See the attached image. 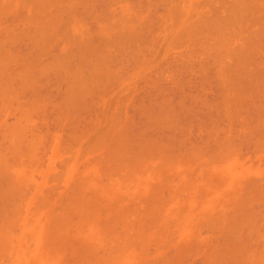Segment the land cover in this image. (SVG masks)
<instances>
[{
  "label": "bare ground",
  "instance_id": "obj_1",
  "mask_svg": "<svg viewBox=\"0 0 264 264\" xmlns=\"http://www.w3.org/2000/svg\"><path fill=\"white\" fill-rule=\"evenodd\" d=\"M56 1H59V3H60V5L61 6H63V8L64 9H69L68 11H70V10H72V8H74V6H72V8H71V4H72V1H73V3L74 2H76V0L74 1V0H72V1H64L63 2V4H65L66 2H68V3H70V5L68 4V6H70V8L69 7H67V8H65L64 7V5H62L61 4V2L63 1H61V0H0V17L2 16V17H4L1 13L4 11V9L7 11V12H10V11H12L13 12V10L14 11H16V7H18L21 3V5L20 6H22L23 5V7H24V10L21 8V7H19L18 8V10H19V12H22V10L23 11H26L27 9H29V6H28V8L26 7L27 6V4L29 5V4H31V8L29 9V10H31L30 11V13H29V11H28V13H26L27 15H29V16H27L26 15V20H27V18H28V22L31 24V22H32V18H34V13H36V14H43L44 13V10L46 9V10H48L49 8H51L52 6H53V4H51V3H54V6L55 5H57V3H55ZM107 2L106 4H107V6H108V4L111 2V1H114V0H109V2H108V0L106 1V0H102V2ZM115 1H117V0H115ZM118 1H120V0H118ZM124 1V0H123ZM131 1V0H130ZM135 1V0H134ZM137 1H140V0H136V3L135 2H133L132 4H131V2H130V4L132 5L131 7H133L134 8V5H135V8L134 9H136L138 6H140L141 5V1L137 4ZM142 1H144V0H142ZM145 1H147V0H145ZM152 1V0H151ZM160 1V0H159ZM166 3H165V2ZM172 0H161L160 2H164V4H169V5H171L172 4V2H171ZM175 1V0H174ZM176 1H179L180 2V0H176ZM188 1V0H187ZM209 1V0H208ZM211 1H213V2H211ZM210 1V3H207V5L208 6H212V10H215L214 9V7L215 6H217L218 8H220L219 6H221V8L224 6V8H222V9H224L225 11H223V12H225V13H223L222 11V13H223V16H220V17H222V18H224L225 16H227L225 19H223L222 20V18H221V20H219V15H214L213 13L215 12H217V10L216 11H213V13L211 12L212 10H209V9H211V8H209V7H206V8H209L208 10H201L198 14H199V16H196V17H194V16H192L190 13H189V10L188 9H186V11H184L185 9L183 8L184 6H183V4L185 3L186 4V1H184V3L182 4V5H180V7H182V9L179 7L178 8V11H177V15L176 14H174L173 13V16H172V11H174V10H172V8L171 9H169V11H167V12H170V13H164L165 14V16L167 15L168 17H170L171 18V16L172 17H174V21H177V26L175 27L174 26V28H173V25L171 26V23L169 24V26H171V27H169V30L167 31L168 33H170V34H168V35H174L173 36V39L175 38V33H176V36L179 34V32L180 31H182L181 29H183V32H184V35H185V33L187 32V31H189V32H187V34L189 33H191V34H193V37H194V35H195V37H197V34L198 33H200V35H201V33H205V32H207V33H205V34H203L201 37L203 38H205L204 39V42L202 43V42H200L201 40H200V38L201 37H199V39H197L198 40V42L194 39V41H193V37H192V35L190 36V35H185V37H184V35H182L181 33L182 32H180V34L175 38V40L176 41H174L173 39H172V35L171 36H169V41H167L166 42V40H167V38H166V40L164 41L163 40V42L162 41H160L159 43H161V44H163V43H167V44H165V46L164 47H166V45H168V44H170L169 42L171 41L172 43L173 42H177V38L179 37V38H187L188 36H190L191 38H187V39H185V40H187V46H189V43H188V41H189V39L190 40H192L190 43H194V44H196V46H200V48H196V46H194V44L192 45V47H193V49L195 50V48L196 49H201L202 47H203V49H201L200 51H199V53H198V51L197 50H195V51H193V49H191L192 47H191V45L189 46V47H191L190 49L192 50V53H191V51H189V48L188 47H186V46H183V45H185V44H181L182 46L181 47H186L185 49H187V52L186 51H184L181 55H184L185 54V56L187 55V58L188 57H191V55H192V58H195V56H193V55H200L201 53H202V63L204 62V60L205 59H207L208 60V58H210V61H212L214 58H215V56H216V59H215V61L213 60V62L214 63H211V64H213V66L212 67H214L215 69H214V73H215V71H216V73L214 74V75H216L217 77H219L218 75H220V76H222V78H223V76L224 75H226L225 76V78H223V79H225V81H228V82H225L224 80V82L227 84L226 86H223L221 83H222V78L221 77H219V78H217V80H218V82L217 83H219L218 85L220 86V87H222V88H220L219 87V89H223V87H225L224 88V90L226 91V92H228V94L224 91V90H221V91H224V93H222L221 91H219V92H221L222 94H220V96L218 97L219 98V100L220 99H222L221 101L223 102H221L220 103V105H218V109L222 106V108H225V109H223V110H225V112H227L226 113V115H230L231 116V114L232 113H234L236 110L238 111V107H236V105L237 106H239V104L238 103H241L242 101L241 100H244V99H246L247 97H249V96H247V97H245L244 95H242V93L243 92H245V91H240V92H242V93H240L239 91L237 92V90H233L232 88H234L235 86H239V84H242V83H244V82H242L241 83V81H244V79H245V81L247 82L248 80H252V79H254V78H251L252 76L251 75H253L252 73H253V70L251 71V70H249L248 68L247 69H245V70H249V72H251L250 73V77L247 79V74H246V78H243V76H244V73H243V75H241L242 74V72H243V70H242V68L243 67H241V66H244V68L246 67L245 65H249V63H247V60H246V54H247V48L248 47H250V45H251V48H253V44L252 43H254V42H252V41H255V42H257V40L258 41H261L260 39H262V38H264L263 37V34H264V32L262 31V29H264V23H262V21L264 22V17H262V16H264V11L262 12L263 14L261 15V14H259L260 12V10H261V8H264L263 6H262V3H260L261 1L263 2L264 0H261L260 2H258L259 4L258 5H256L255 6V3L257 2V1H259V0H254V1H250V0H248L249 1V5L251 6H249V5H247L248 4V1L246 2V0H229V1H227V0H225L224 2H223V0H221L223 3H221V1L220 0H216V1H218V3H217V5H215L214 6V0H211ZM220 1V2H219ZM120 2H122V1H120ZM149 3H145L146 5L147 4H149V5H151L150 3V1H148ZM160 2H158L157 1V4H155L154 6H156V5H158V3H160ZM193 2V1H192ZM195 2L196 1H194V3L193 4H195ZM254 2V4H252ZM18 3H19V5H18ZM35 3H36V5H35ZM38 3V4H37ZM46 3H47V6H45L44 7V4L46 5ZM49 3V4H48ZM59 3H58V5H59ZM117 3V2H116ZM119 3V2H118ZM125 3V2H124ZM129 2H127L126 4L129 6V4H128ZM143 3V2H142ZM143 3V4H144ZM154 3H155V1H154ZM153 1H152V6H153ZM171 3V4H170ZM212 3V4H211ZM220 3H221V5H220ZM225 3V4H224ZM230 3V4H229ZM25 4H26V6H25ZM42 4H43V6H42ZM76 4H77V2H76ZM102 4H104V3H102ZM105 4V5H106ZM111 4V3H110ZM136 4H137V7H136ZM161 4V3H160ZM163 4V5H164ZM173 4H174V2H173ZM172 4V5H173ZM179 4V3H178ZM224 4V5H223ZM232 4V5H231ZM13 5H16L15 6V8L13 9L12 7H13ZM37 5H40V6H42V7H40V9L39 10H41V11H43V12H39V10H37L36 12H34L33 13V11L35 10L34 8H36L35 6H37ZM50 7H49V6ZM57 5V6H58ZM67 5V4H66ZM73 5V4H72ZM118 5V4H117ZM119 5H121V4H119ZM123 5V4H122ZM141 6V7H138L136 10H141L143 7L145 8H143L142 9V11L143 10H145L146 11V13H147V7H148V5L147 6ZM163 5H160V7H157L158 8V10H159V8H162V7H165V6H163ZM169 5H167L166 7H168ZM187 5V4H186ZM185 5V6H186ZM223 5V6H222ZM227 5V6H226ZM264 5V4H263ZM53 6V7H54ZM104 6V5H103ZM107 6H104V7H107ZM111 6V5H110ZM124 6V5H123ZM175 6H177V2H176V4H175ZM179 6V5H178ZM177 6V7H178ZM210 6V7H211ZM255 6V7H254ZM258 6L259 7H261L260 9L258 8ZM25 7L27 8L26 10H25ZM33 7V8H32ZM43 7L45 8L44 10H43ZM47 7V8H46ZM56 7V6H55ZM54 7V8H55ZM109 7V6H108ZM107 7V8H108ZM117 7V6H116ZM122 6H120V8H121ZM150 7V6H149ZM169 7H171V6H169ZM225 7H227V9H228V12L230 13V14H228L227 13V9L225 8ZM249 9H248V8ZM254 7V8H253ZM37 8H39V6H37ZM36 8V9H37ZM52 9L53 11H54V13H57V11L55 12V10H57V9ZM57 8V7H56ZM59 8V7H58ZM84 8H86V7H84ZM90 8V7H89ZM115 8V7H114ZM119 8V9H120ZM126 8V7H125ZM141 8V9H140ZM154 8H156V7H154ZM174 8V7H173ZM256 8H258L259 10H258V14H257V9ZM22 9V10H21ZM33 9V10H32ZM62 9V8H61ZM60 9V10H61ZM91 9V8H90ZM93 9V8H92ZM96 9V8H95ZM126 9H128V8H126ZM149 9V8H148ZM151 9V8H150ZM149 9V12H148V14L150 13V12H152L151 10ZM168 10L167 8H164V10ZM175 9V8H174ZM180 9V10H179ZM255 11H254V10ZM18 10H17V12H15L16 14H13L12 13V16H14V17H20L21 15H23V13L24 12H22V13H19L20 15H18ZM21 10V11H20ZM74 10H75V8H74ZM77 10V9H76ZM85 10V9H84ZM89 10V9H88ZM107 10V9H106ZM110 10V9H109ZM129 10H131V9H128L127 11H129ZM153 11L155 10V9H152ZM158 10H156V11H158ZM163 10V9H162ZM163 10V11H164ZM165 10V11H166ZM172 10V11H171ZM219 10V9H218ZM253 10V11H252ZM51 11V10H50ZM50 11H48V12H50ZM73 11V10H72ZM91 11H95V12H97L96 10H91ZM91 11H89V12H91ZM111 11V10H110ZM109 11V12H110ZM116 11V10H115ZM115 11H113V13L115 12ZM122 11V10H121ZM120 11V12H121ZM125 11V10H124ZM132 12H133V10H131ZM130 11V12H131ZM135 11V10H134ZM156 11H154V12H156ZM159 11H161V10H159ZM182 11V12H181ZM197 11V10H196ZM203 11H205L206 12V15H208V18H207V16L205 15V12L203 13ZM210 11L211 13L210 14H208V12ZM249 11V12H248ZM262 11V10H261ZM45 12H47V11H45ZM62 12V11H61ZM76 12V11H75ZM95 12H94V14L93 13H91L92 15H94L95 17H97L98 15L97 14H99V12L97 13V14H95ZM108 12V11H107ZM108 12V13H109ZM140 13H143V12H141V11H139ZM139 12H135V15L137 16L138 14H139V16H140V13ZM184 12H185V14H184ZM203 14H202V13ZM244 12V13H243ZM245 12H247V13H249V14H245ZM250 12H254V13H256V14H254V16H253V14H250ZM25 13H24V17H25ZM51 13V12H50ZM53 13V12H52ZM59 13V12H58ZM57 13V14H58ZM62 13H64V12H62ZM65 13H67L66 15H68V12L66 11ZM72 13V12H71ZM70 13V14H71ZM111 13H112V11H111ZM111 13H109V15L111 14ZM116 13V12H115ZM123 13V12H122ZM134 13V12H133ZM137 13V14H136ZM179 13V14H178ZM181 13V14H180ZM193 13H195V12H193ZM201 13V14H200ZM220 13V12H219ZM226 13H227V15H226ZM7 14H9V13H7ZM5 15V11H4V15L6 16L4 19H7V16L8 15ZM34 14V15H33ZM41 14V15H42ZM46 14V13H45ZM48 14V13H47ZM56 14V15H57ZM60 14V13H59ZM78 14V13H77ZM121 14V13H120ZM124 14L126 15V13L124 12ZM158 14V13H157ZM224 14H225V16H224ZM10 16H11V14H9ZM32 16V18H30L29 19V17H31ZM41 15H40V17H39V19L41 18ZM49 16H46V15H42V19L44 20H42V19H40V20H38L39 21V23H40V21L41 22H47V19H48V21L50 22L49 23V25L50 24H52L51 22L52 21H54L55 20V24H54V22H53V27H54V29H55V26L56 27H59V26H57V23L58 22H56V21H58V19H61V17H59V15L58 16H56V15H54L53 16V14H48ZM52 15V16H51ZM64 14H62V15H60V16H62V19L59 21L60 23H65V20H67V16L66 15H64V16H66V18L63 16ZM86 15H89V13L87 12L86 13ZM92 15H90L89 17H91ZM97 15V16H96ZM111 15H115V14H111ZM111 15L109 16V17H111ZM124 15V16H125ZM128 16L129 15H131V14H127ZM144 15H147V14H144ZM155 15V14H154ZM160 15V14H159ZM170 15V16H169ZM211 16V18H212V20L210 19V16ZM228 15H229V17H228ZM239 15H241V16H239ZM242 15H243V17H242ZM245 15H246V17H245ZM248 15V16H247ZM253 17H256L255 15H258L256 18H253ZM10 16H8V18H11ZM36 16V15H35ZM58 18L57 20H56V17ZM69 17H70V15H68ZM101 16V15H100ZM106 16V15H105ZM132 16H134V14L132 15ZM147 16H149V15H147ZM146 16V17H147ZM157 16V15H156ZM161 16V15H160ZM159 16V17H160ZM201 16L203 17V19L201 18ZM213 16V17H212ZM218 17L217 19L215 18V17ZM232 16H234V17H232ZM238 16V17H237ZM46 17H49V18H47L46 19ZM51 17H55V18H53L52 20H51ZM64 17V18H63ZM71 17H72V15H71ZM70 17V18H71ZM83 17V16H82ZM94 17V18H95ZM152 17V16H151ZM162 17H163V15H162ZM168 17H165L166 18V20L167 21H165V23L166 22H168L169 21V19H167ZM176 17L178 18V19H176ZM249 17H251V18H249ZM262 17V19H260ZM23 18V17H22ZM36 19H33V22L35 23L36 21L35 20H37V17H35ZM69 18V20H71V21H73V19H74V21H76V19L78 20V19H80L81 17L79 16V14H78V16H77V18H76V16L73 14V19H70ZM99 18V17H98ZM97 18V19H98ZM106 18H108V15H107V17ZM112 18V17H111ZM144 18V17H143ZM143 18H142V20H143ZM191 18V19H190ZM201 18V19H200ZM232 18V19H231ZM258 18V19H257ZM15 19V18H14ZM21 18H19V20H20ZM46 19V20H45ZM64 19V20H63ZM86 19V18H85ZM113 19V18H112ZM124 19H126V18H124ZM127 19H128V17H127ZM126 19V20H127ZM130 19H132V18H130ZM139 19H141L140 17H139ZM146 19V18H145ZM153 19V18H152ZM156 19H157V17H156ZM160 19H161V21L164 19H162L161 17H160ZM160 19H159V21H160ZM172 19V22H173V18H171ZM170 19V20H171ZM207 19V20H206ZM214 19V20H213ZM243 19V20H242ZM245 19V20H244ZM248 19V20H247ZM251 19L253 20V22H255V21H257L258 22V20L260 21L261 20V22H258L259 24H262L261 25V28H259V27H256V25L255 24H257V23H253L254 24V26H252V24H251V28H255V29H257V30H260V31H262V32H260V31H257V30H254L253 29V32L252 33H254V34H252L251 32V37H250V35H248V33L246 34V32L248 31L249 32V30H246V29H242V27L243 28H247L246 27V21H247V23H248V21L250 20L251 21ZM257 19V20H256ZM3 20V19H2ZM2 20L0 19V21L2 22ZM8 20H10V19H8ZM17 19H15V21H16ZM26 20H25V23L23 22V24H26L27 22H26ZM95 20V19H94ZM99 20L101 21L102 19H98V21L97 22H99ZM107 22H106V24L108 23V20L109 19H105ZM105 20H103V21H105ZM133 20H134V18H133ZM135 20H136V18H135ZM141 20V21H142ZM149 20H150V18H149ZM154 20H155V16H154ZM153 20V21H154ZM189 20H191V21H189ZM225 20V21H224ZM5 21H7V20H5ZM96 21V20H95ZM158 21V20H157ZM186 22V21H189V25H187L188 24V22H187V24L185 25L187 28H185V27H182V23H180V22ZM211 21V22H210ZM222 21H223V23H222ZM244 21H245V24L246 25H244L243 23H244ZM250 21H249V23H250ZM13 22V21H12ZM17 22H19V21H17ZM21 21L19 22V24L21 25V23H22ZM32 22V24L31 25H36V24H39V23H33ZM114 22V21H113ZM140 22V21H139ZM138 22V23H139ZM154 22H156V20L154 21ZM7 23V22H6ZM60 23H58V25H60ZM81 23H82V19H81ZM84 23V22H83ZM82 23V24H83ZM86 23V22H85ZM101 23H102V21H101ZM105 23V22H104ZM192 23V24H191ZM241 23V24H240ZM248 23V25H250ZM7 24H9V21H8V23ZM7 24H6V27H7ZM18 24V23H17ZM18 24V25H19ZM28 24V23H27ZM41 24V23H40ZM40 24L39 25H36V26H34L33 28H34V30H33V28L32 29H30V27H29V29L27 30V32L28 31H31V30H33V32L35 33V30H36V32L38 31V30H40V31H38V33H36V34H39L40 32V36H42V37H40V38H42L43 39V36H44V39H45V37L47 36V35H43V33H42V31L43 30H41V29H43L42 27H41V29L39 28L40 27ZM43 24V25H42ZM41 24V26H45V24L46 23H42ZM61 24V25H62ZM106 24H104V25H106ZM114 24V23H113ZM134 24H136V25H138L137 23H136V21H135V23ZM140 24H143V23H140ZM146 24H148V23H146ZM150 24H151V21H150ZM162 24H164V22L162 23ZM172 24H176L175 22H173ZM219 26H222L223 28H225V29H223L222 28V30L220 29V27H218V25ZM221 24V25H220ZM237 24V25H236ZM239 24V25H238ZM5 26V23H4V25L3 24H1L0 23V26ZM29 25V24H28ZM28 25H24V27H21V28H24L25 29V26L27 27ZM55 25V26H54ZM61 25H60V27H61ZM84 25V24H83ZM133 25V24H132ZM152 25H153V23H152ZM151 25V26H152ZM154 25H155V23H154ZM217 25V26H216ZM236 25V26H235ZM241 25H242V27H241ZM244 25V26H243ZM14 26V25H13ZM21 26H23V25H21ZM38 26V27H37ZM101 26H103V25H101ZM116 26V25H115ZM147 26V25H146ZM145 26V27H146ZM150 26V25H149ZM156 26L158 27V26H160V25H158V24H156ZM156 26H155V28H156ZM163 26V25H162ZM161 26V27H162ZM165 26V25H164ZM167 26H168V24H167ZM188 26H190V27H188ZM228 26H231V27H229L228 29H226ZM234 26V27H233ZM237 26H240V27H237ZM6 27H4V28H6ZM35 27H37V29L35 28ZM46 30H45V28H44V30L45 31H50L52 34H50V35H48L49 37L50 36H52V35H54L53 36V38L52 37H48L47 36V38L44 40L43 39V41H46L47 42V39L49 38L50 39V41H48V43H50V47H49V44L47 45V43H46V46H45V43H43L42 42V44H40V45H42L41 47H42V50H40L39 51V48H40V46L38 47V46H36V45H38L39 43V41H42V39L40 40L39 38H38V41H36L37 40V38L36 37H38V35L36 36V34H34L36 37H35V43L33 42V44H32V47H34V46H36V49H37V51H39V52H34L35 50V48H31L32 50H34L33 51V53L35 54V57H33L34 55H33V53H32V50L29 48V46L31 47V45H29L28 44V48L30 49H28L27 51L29 52V55H30V52H31V54L33 55H31L32 57H30L29 55H28V52L27 53H22V51H21V53H19V51L18 50H14L13 49V47L11 48V49H7L6 47V49L8 50V52H6V50H4V45L5 46H10L9 45V43H7V41H9L10 42V39H8L7 40V38H9V37H7V36H5V35H7V30L9 31V28H11L10 30L12 31V29H13V27H9V25H8V27L6 28V29H4L3 31L4 32H7L6 34L3 32V34H5L4 36H5V39L4 40H6V41H1L0 40V44H1V46L4 44V42H6V44H4L3 45V51H5V54L6 53H8L9 55H3V51H2V48H1V46H0V51H2V54H1V52H0V59H1V57H2V59H4V60H0V111H4L5 109H8V112L10 113V111L12 110L11 108L13 107V103H15V99H17L19 102L17 103V101H16V108L14 109L13 108V110H15V111H12L11 113H13V112H16L17 111V109H19L17 112H16V114L14 115L15 117H14V120H13V118H12V122H11V124H9L8 122H7V125H6V121L7 120H5L4 122H3V120H1L0 121V124L2 125V123H4L6 126L5 127H7V126H9V127H7V129H2L1 128V125H0V129H2L1 130V132H0V135H1V137H3V134H4V137H3V140L2 141H4L3 143V145L1 144L2 142H0V146L2 145V147H0V148H4V145L6 144V146H5V151H7V152H10L9 150L11 149V148H13L12 149V152H14V155H13V153H11L10 152V154H8V153H5V151L4 152H2V150H1V153H3V154H1L0 153V160H1V158L4 156V153L6 154L5 155V158H2V161H3V159H5L4 160V163H2V161H0V259H2L1 261H0V264H181L182 262H184V261H186V260H184L185 258H190L191 257V255L192 254H195V253H197V255L196 256H199L200 254H202V256L203 257H201V258H199V257H196V258H198V260L199 259H203V261L201 260V264L202 263H204V264H219L220 262L222 263V264H264V252H263V249L262 248H255L256 247V245L255 246H252V245H250V243H248V245H247V238L249 239V235H251V237H252V239H254L253 238V236L252 235H254V237L255 236H258L259 238H257V239H259V240H257L258 241V244L257 245H259L260 246V244H263L264 243V233H262L261 231L263 230L264 231V227L262 226L261 227V229L262 230H260L259 231V228H256V225H255V223H256V221H255V216L257 215L258 216V214H259V212L257 211V214L253 211L254 209H253V207H254V205H258V203L260 204L261 202L260 201H264V175L263 176H261L262 177V182L259 184V183H257V185L255 184V185H253V184H250V185H248L249 184V182H252V183H255V182H253V180L252 181H250V179L252 178L253 179V177H251V175H254V174H260V173H264V166H263V164L261 165V164H259V165H255V167H253L254 166V163H253V166L252 165H247V163H245V161L244 162H241V160H239L240 159V152H239V144H238V148L237 147H235L236 146V144H235V142H234V145H233V140L231 139V137H230V133L228 134V136H227V138H228V140H227V138H226V140H225V142L223 141V140H221V138H220V140H221V142H223V143H221L220 141V143H219V145H217V147H215V148H217L216 150L217 151H214L213 152V155L217 158V160H211V162L212 163H214V164H216V165H214V164H212V165H214V166H212L210 169H209V171L208 172H204L203 170V168L204 167H202L201 169H202V173L200 172L199 173V175H201V178H200V176L198 175V178L199 179H197V177H196V175H195V177H193L192 175V173L194 172V171H192L191 169H193V167H196L197 165L196 164H198V162L197 163H195L197 160H199V159H201L204 155H205V153H206V151L205 150H207V149H205V150H203V148H202V146L201 145H199V146H201L200 148H199V146H195V148H194V146H192V148L190 147V150H185L184 152L183 151H181V154H180V152H177L176 150H178V151H180L179 149H181V147H174V145L170 142V140H169V142H168V144H172L173 146H168L169 148H167L166 146V148L167 149H164V147H163V145L165 144H167V139L165 140V138L163 137V135H161V133H162V131H161V133H159L158 132V129L159 128H163L164 127V125H165V123H164V121L166 122V128H168L167 126H169V125H173V124H176L175 125V127H176V130H177V128H180L181 127V125H180V122L182 121V119H181V117L180 116H178V115H176L177 114V111H176V114H174L175 112H174V110L171 108V106H169V104H171V102L170 103H168L167 101H166V99L167 98H165V97H162V99H159L158 97H153V95L151 96L152 98H158L159 99V101L160 102H162V105H163V103H165L163 106L161 105V103L160 102H158V99H157V101L155 102V100L156 99H152V102H155V106L154 107H156L155 109H156V111H155V109H153V106L151 105L150 106V109H149V106H146L147 104H148V102L146 103V104H143V106H142V108L143 109H141V108H139L138 106H136V108H135V110L136 109H138L139 108V112H140V110H142V112H145V108H146V111L147 110H150V111H147V113H146V116H145V120H147L148 118L150 119V121L152 122V121H155V120H158V119H161V115H163L164 116V114H169L168 116H173V119H172V117L169 119V117L168 118H166L167 117V115H165L164 117L162 116V118L164 119V121L162 122L161 120V123L163 124V126H162V124H159L160 123V121H157L158 122V124L159 125H161L162 127H159V128H155V126L157 125L158 126V124H156V121L155 122H150L149 120H147L146 121V123L147 124H149V122L153 125V127H152V125L151 124H149V126L151 127L150 129H153V130H150V132L151 131H153V135L156 133V136H153V135H151L152 133H150V132H148L149 130V126H147L146 125V131H145V129H144V127L142 126V125H140V123L138 122L137 124H139L140 126H142L143 128V130L141 129L140 130V132H142V133H140V132H137V131H135V130H138L137 128H135L136 126H135V123H132V121L133 120H135V118H133L132 117V119L130 118V116H128L129 114V112L127 111V117H128V119L130 120L131 119V122H129V120L128 121H125V120H127V117H125V119H124V117H122L123 119H124V122L123 121H121L122 120V118H121V120H119L118 118H119V116H115V115H117V114H120L119 112H121V114H122V111L120 110L121 109V107L119 108V103L117 104V106H114L115 108H116V110H118V112L115 110V112H114V110H113V108H112V106H111V104H110V99H108V100H106L105 101V104H106V102L107 101H109V103L107 102V104L106 105H108L107 107H109L110 109H108V108H106L105 106H104V108H106L107 110H109L108 112L109 113H111L110 112V110L112 109V113L111 114H113L114 113V115H112V119H115V121L113 122V125H111V124H109V125H111V127L110 126H108V123H110L112 120H108L107 122L108 123H106L105 124V122H104V124H103V126L104 127H106V126H108L109 128H110V130H109V128L107 127V129L105 128V130H104V128L103 129H100L101 130V132H99V126H101V125H99V126H97L95 129L96 130H94V127L92 126L93 125V121L92 120H90L89 119V121H91V123L89 122V124L87 125L86 123V121L88 120H86V116L84 117L83 116V111H80L81 113H82V115L79 113V112H77V114H78V117L76 116H74L73 115V117H74V119H78V121H80L81 120V118H83V120L85 121V124H80V123H84V121H82V122H77V124L79 123L80 124V126H82V128H79V131H81V132H84V133H81V136L83 137L84 135L86 136L87 134H85V133H88L87 131L85 132L84 130L86 129L87 130V128H85V127H87V126H89L90 124H92L91 126L93 127V130H94V132L91 130V132H89L90 134L93 132V133H95L97 130V133L99 132L100 133V135L101 136H99L98 134H96V136L98 137H96L95 135H94V137H93V133H92V139H96L95 141H94V144H93V142H91V141H93L92 139L91 140H89V142L91 143L90 145H88V147L90 146V147H92V148H86L85 147V150L82 152V149H81V147H80V149L81 150H79V148H76L77 147V145L75 146V142H76V140H75V138L77 139L78 137L80 138L81 136L79 135L80 133L78 132V131H75V133L77 132V133H79V134H75V133H73V131H74V129L71 131V133H69V135H71V137H72V134L74 135V137H72L70 140H72V145H73V141L75 140V144H74V151H72V150H69V152L70 151H72V155H70L71 156V160L70 159H67L68 161H71L70 163L68 162V164H67V167H66V169L64 170V173H63V175H62V177L61 178H59V180L61 179L62 180V183L61 184H63V187L61 186V188H59V190H57V192L56 193H52L53 195H58L57 197L59 198H57L56 200L55 199H53V198H51L50 199V196L51 197H53V195H47L48 196V198H47V196H44V197H41L40 198V196H43V190H42V195H40L39 194V191H38V188H39V186H41V182L39 183V182H37V181H35V182H33V184H36V185H34L35 187H34V189H33V185L31 186V184H29L30 182H28V184H29V186L27 185V186H25V187H32V190L33 191H29L28 189H26V188H23L24 186L23 185H25V183H27V181L28 180H32V181H34L35 179L37 180V178L35 177L36 176V174H35V176H34V174L33 173H27V171H26V169H24V167L21 165V163L22 164H25V167H26V165H27V162L26 161H22V159H24L25 158V156H27L25 153L23 154V152L22 151H27L28 149H29V153H27V154H29L30 156H31V158L30 159H32L33 160V156H35V155H43V158H41L40 157V159L43 161L44 160V155L45 154H43V151L41 152L42 154H36L37 152V150L36 149H41L40 148V145H42V147H43V145H45L44 143L45 142H42L43 140H41L42 138H44L45 139V134H47L48 132H46V133H44V134H42V132H41V134H42V136H41V134H39L40 132H35L36 130L35 129H33V128H36V127H32L31 129L30 128H28V124H27V122L26 121H31L30 119H28L29 117H31V113H32V118H33V116H38L39 118L41 117V113L45 110V108H48V107H46L45 106V104H47L48 106L50 105H53V107L54 106H57V103H51V102H48V101H50L51 99H53V98H56L55 100H57V101H59V97L58 96H56V97H53L54 96V93H52V97H50L49 98V95H51V94H47V93H44V92H47V90H43L44 92H40V90H41V85H48V83H49V87H51V85H52V87H53V84L52 83H50L52 80L55 82L56 80L55 79H57L58 78V76H60V78L61 79H59V80H61V81H64L65 80V77H67V75H69L68 76V78H67V81L65 80L64 81V84H65V88H63L62 89V91H64V93L63 94H61V96L63 95V99L65 100V102H67L66 104H65V102L63 101V99L60 97V100L62 99V101L61 102H63V103H61V105L62 104H64V105H60V102H59V104H58V106L56 107V108H58V109H55V110H58V112L59 111H61L60 113H62V114H60L59 113V115H58V113H57V115H56V120H58V121H56V123L57 122H59V124H61V125H66L67 123L69 124H73V127H75V125H76V122H75V125H74V122L72 123V121L71 120H73L74 121V119L72 118V114L73 113H71L69 116H71V120H68V119H66V121H65V123L64 122H62L60 119H62L63 118V116H64V114L66 113L67 114V110H68V113H69V111H70V108L68 109L67 107L69 106H71V104H73V105H75V104H77V103H79V101L81 100V101H83V103L82 104H84V96H86V93H87V96H86V98H88V100L91 98V97H93L94 95V98L96 99V101H97V99L98 98H100V99H102L101 97V94H99V93H106V97L103 95V93H102V95L105 97L104 99H107L108 97H110L109 95L107 96V94H109L110 93V91L108 92V90L110 89V88H112V87H109V88H107L106 87V85H107V83H108V85L110 84L111 86L114 84V87H116V90H115V88L113 89V90H115V92L117 93V94H120L121 92H119V91H122L123 89H126L127 88V86H129V91H130V94H132L131 92V90H133V89H131L130 87L132 86L131 85V83H132V81H131V83L130 84H128V82L130 81V79H131V77L132 76H130L129 77V75H133V74H136L139 70L137 69V71L135 72V70H134V72L135 73H131V74H129V75H127L125 78L126 79H128L129 78V80H125L124 78V80H123V82L125 81V83H127V84H125V83H119V82H117V81H119L118 79H120L121 78V76L122 75H124V74H122L124 71H123V69L124 68H126V69H128V68H131L132 67V65H133V63H132V65L130 64V67H129V65H128V63H130V62H128V61H130V60H132V59H130V60H127V59H129L127 56H125V57H127V61H124V59H123V57H121L122 55V52L124 53H126V51L125 50H127L128 49V47H129V45H132V46H130L129 48H134L135 47V44H133V43H131L130 44V42L132 41V38H131V33H128L130 36H128L127 35V37L128 38H131L130 40V42H129V44H127V42L129 41H126V47L127 48H125V50L123 49V51H122V48H123V45H122V41H120L119 42V44H120V46H122L121 48H120V46H119V44H118V46H119V48H120V50L122 51H120V55H119V53L117 54V52L115 53V55L113 56V57H110V59L111 58H115V60L113 61V62H115V61H117L118 63L119 62H121L122 60H120L121 58L123 59V63L122 64H120L119 65V67L122 69V71H120L121 69L119 68V69H117V71H118V74H119V76H118V74H115V70H114V68L116 67L115 65H117L118 63L117 62H115V63H113V62H111L110 61V59H108V61H110V62H106L105 63V54H104V52L103 51H100L99 53H98V51L100 50L99 48H102V45H103V42L100 44V45H98L97 47H99V46H101V47H99L98 49H94L93 50V53H95V52H97V53H95V54H92V53H85L86 51L84 50V49H86L87 50V48H88V50L87 51H89V49L92 51V46H93V44H92V46L89 48V46L90 45H86L85 47H87V48H85V47H83L84 45V42L85 41H83V40H85V32L87 31V29H86V31L85 32H82L83 33V40L81 39V41H83L82 43L83 44H81V45H83V46H81L80 44H79V47H80V49H78L79 47H71L70 45V43H71V37H69V38H67L69 35H71V34H69V33H67V34H65L64 33V26H62L61 28H60V30H63V32L60 34L59 33V36L61 35L62 36V38L61 39H63L64 40V38H66V39H68V40H64L65 42H63V43H67V42H69V39H70V42H69V46L71 47H68V43L66 44V47L65 46H63V47H65L63 50H67L68 48V52H67V54H66V52H63V50L61 49V48H59L58 47V43L60 44V42H58V38H59V36H58V38L55 36L56 34L58 35V32L59 31H57L56 30V32H55V30L53 29V27L50 25V27H48V22H47V24H46ZM108 27V24H107V26L106 27H104V28H107ZM131 26H129V27H127V28H130ZM133 28H136L135 26H132ZM143 27V26H142ZM154 27V26H153ZM153 27H150L151 29H153ZM205 27V28H204ZM216 27H218V28H216ZM233 27V28H232ZM235 27H236V29H235ZM0 28H3V27H0ZM63 28V29H62ZM98 28V27H97ZM103 28V27H102ZM109 28V27H108ZM126 28V27H125ZM139 28V27H138ZM144 28V27H143ZM160 28V27H159ZM165 28V30L163 29V34H164V31H165V35H166V29H168V28H166V27H164ZM230 28H231V30H230ZM248 28H250V26L248 27ZM247 28V29H248ZM250 28V29H251ZM17 29V28H16ZM20 29V28H19ZM24 29H22V31L24 30ZM48 29V30H47ZM50 29V30H49ZM57 29V28H56ZM132 29V28H131ZM137 29V28H136ZM185 29V30H184ZM188 29V30H187ZM219 29H220V31H223V32H225L224 34L222 33V35H221V32L219 31ZM1 30V29H0ZM6 30V31H5ZM13 30H15V29H13ZM21 30V29H20ZM19 30V31H20ZM51 30H53L54 31V33L51 31ZM78 30V29H77ZM130 30V29H129ZM129 30H126L127 32L129 31ZM144 30V29H143ZM142 30V31H143ZM145 30H147V29H145ZM150 30V29H149ZM154 30H156V29H154ZM201 30H203V32H201ZM206 30V31H205ZM210 30V31H209ZM212 30V31H211ZM213 30H215V33H214V31ZM216 30H217V32H216ZM228 30H229V33H228ZM236 30V31H235ZM245 31L246 30V32H245V35H244V32H241V31ZM2 31V30H1ZM10 31V32H11ZM18 31V29H17V32H18V34L20 33V37H21V32H19ZM25 31V30H24ZM23 31V36L24 35H27V33H26V31L24 32ZM44 31V32H45ZM79 31V30H78ZM82 31H84V30H82ZM124 31V30H123ZM126 31H125V35H126ZM133 31V33L135 32V34H137L138 33V31H137V33H136V31H134L133 29L131 30V32ZM158 31H159V29H158ZM186 31V32H185ZM220 32V34H217V33H219ZM233 31V32H232ZM16 32V33H17ZM130 32V31H129ZM144 32H146V31H144ZM144 32H142L143 34H144ZM150 32V31H149ZM151 32H152V30H151ZM150 32V33H151ZM156 32H157V30H156ZM161 31H159V33H160ZM209 32H212L211 34H209ZM227 32V33H226ZM239 34H237V33ZM257 32H259V33H257ZM12 33V32H11ZM31 34H32V31L30 32ZM49 33V32H48ZM47 33V34H48ZM101 33V32H100ZM114 33V32H113ZM124 33V32H123ZM122 33V34H123ZM140 33V32H139ZM158 33V34H159ZM230 33H231V35H230ZM261 33H262V35H261ZM10 34V33H9ZM13 34H14V32H13ZM12 34V35H13ZM44 34H46V33H44ZM64 34V35H63ZM69 34V35H68ZM110 35H112V32L111 33H109ZM141 34V33H140ZM153 34V33H152ZM155 34H157V33H154L153 35H151V34H147V32L144 34V37H143V35H142V37H140L139 36V38L142 40V38H143V40L141 41L139 38L138 39H136V41L137 40H140L141 41V43H140V41H138L140 44H141V48H145V46L143 47V44L145 43V42H147L148 43V41H145V40H147V37L149 38V36L151 35V36H153V38L155 39V37H156V35ZM207 34H209V36L210 35H212L211 37H213V36H215V37H213V38H211V37H209ZM213 34H215V35H213ZM229 34V35H228ZM241 34V35H240ZM243 34V35H242ZM255 34H256V38L259 36L260 37V35H261V37H260V39H253L252 41H251V39L250 38H254L255 37ZM260 34V35H259ZM33 35V36H34ZM68 35V36H67ZM109 35V36H110ZM117 35V34H116ZM132 35H134V34H132ZM145 35L147 36V37H145ZM155 35V36H154ZM160 35V34H159ZM216 35L217 36H220V37H216ZM223 35H225L226 36V39H225V37L223 36ZM253 35V36H252ZM258 35V36H257ZM17 36H19V35H17ZM30 35H29V33H28V37H29ZM33 36H32V38L31 39H33ZM60 36V37H61ZM63 36H65L64 38H63ZM78 38V33H77V35H73L72 36V39H73V37L74 38H76V37ZM88 36V35H87ZM86 36V37H87ZM91 36V38H90V40L89 41H91V39L94 37H92V35H90ZM90 36H88V37H90ZM99 36H101V35H99ZM109 36H107L108 37V39H110L109 38ZM115 36V35H114ZM137 36H138V34H137ZM198 36H199V34H198ZM205 36H207V38L205 37ZM228 36V37H227ZM230 36V37H229ZM234 36V37H233ZM236 36H238V37H236ZM241 36V38H240V40H242L243 42H244V40H245V37L249 40V41H251L250 42V44H249V41H247V39H246V42H248V43H246V44H244V43H240L239 42V40H238V38ZM7 37V38H6ZM13 37H15L16 38V34H14V36ZM12 36L10 37V38H13ZM20 37H18V38H20ZM98 37V36H97ZM104 37H106V36H104ZM104 37H103V39H104ZM106 37V38H107ZM123 37H125V36H122V38ZM133 37V39H134V37H135V35L134 36H132ZM160 37H162V36H160ZM160 37L158 36V39H160ZM163 37H165V36H163ZM171 37V38H170ZM225 39V41H224V39ZM233 38V40H231L232 38ZM235 37H236V39H235ZM27 38V37H26ZM98 38H100V37H98ZM105 38V39H106ZM117 38V37H116ZM127 38V39H128ZM135 38H137V37H135ZM152 38V37H151ZM201 38V39H202ZM209 38V40H212L211 42H209L207 39ZM211 38V39H210ZM218 38V40H216ZM221 38V39H220ZM243 38H244V40H243ZM1 39H3V38H1ZM17 39V38H16ZM16 39L13 41V43L16 41ZM29 39V38H28ZM31 39H30V41H31ZM48 39V40H49ZM54 39H56V41H54L53 40V42H51L52 40ZM88 39V38H87ZM97 39V38H96ZM101 39V38H100ZM103 39H101L102 41H104ZM112 39V38H111ZM119 39H120V37H119ZM124 39V38H123ZM125 39H126V37H125ZM124 39V40H125ZM222 39H223V41H222ZM12 40V39H11ZM34 40V39H33ZM32 40V41H33ZM149 40V42H150V39H148ZM181 40V39H180ZM206 40H207V42L209 43H207L206 42ZM221 40V41H220ZM228 40H231V41H237L238 43H239V45H238V43L236 44L235 42L234 43H232L231 41H230V43H229V41ZM29 41V42H30ZM59 41H60V38H59ZM73 41H77V39L75 40H73ZM80 41V42H81ZM112 41H113V39H112ZM115 41H116V39H115ZM144 41V42H143ZM203 41V40H202ZM216 41V43H217V41H219V42H221V43H223V47L221 46V48L219 49V48H217V47H220V45H222V44H220L219 45V43H217V44H215L214 42ZM12 42V41H11ZM37 42V43H36ZM57 43L56 45L57 46H55L54 47V45L55 44H53V43ZM95 42V41H94ZM101 42V41H100ZM124 42V41H123ZM156 43L155 44H157L158 42L157 41H155ZM179 42V41H178ZM177 42V43H178ZM181 42H184V40L182 41L181 40ZM213 42V43H212ZM13 43H11L12 45L11 46H13ZM32 42H30V44H31ZM77 43H78V41H77ZM86 44L88 43V42H85ZM112 43H114V41L112 42ZM117 43V42H116ZM134 43H135V40H134ZM139 43H137L138 45H139ZM146 43V44H147ZM227 43V44H226ZM258 43V42H257ZM51 44L53 45V49H52V47H51ZM76 43L75 42H73L72 43V46H74ZM89 44H91V42L89 43ZM106 44V43H105ZM104 44V45H105ZM146 44H144V45H146ZM160 44V46H162ZM198 44V45H197ZM199 44H201V45H199ZM207 44V45H206ZM211 44V45H210ZM214 44V45H213ZM224 44H226V46H225V49H224ZM232 44H234V46L232 45ZM235 44H236V46H238L237 48H235L236 46H235ZM240 44H241V46H240ZM243 44H244V46H243ZM247 44H249V46L247 45ZM256 44V43H255ZM254 44V45H255ZM34 45V46H33ZM116 45V44H115ZM149 45V44H148ZM177 45V44H176ZM176 45H174L175 47H176ZM217 45V46H216ZM229 45V46H228ZM48 48L49 47V49H52V52H53V50H55V52L57 51L56 49H57V47L60 49V50H62V53H63V56L64 57H61L62 56V53L59 51H57V53H55L56 54V56L53 54V53H50V54H48L47 55V53H46V51L47 52H49L48 51V49L46 50V48ZM117 46V45H116ZM124 46H125V42H124ZM154 46V45H153ZM160 46L158 45V49H160ZM171 46H172V44H171ZM205 46V47H204ZM211 46V47H210ZM216 46V47H215ZM231 46V47H230ZM62 47V46H61ZM62 47V48H63ZM68 47V48H67ZM81 47H83V48H81ZM104 47V46H103ZM113 47H114V44H113ZM112 47V48H113ZM156 47V45L154 46V48L152 47V49H156L155 48ZM163 47V46H162ZM170 46H168V48H169ZM208 49H207V48ZM242 47L243 48H246V49H242ZM43 48H44V50H43ZM73 48V49H72ZM115 48V47H114ZM117 49H119L118 47H116ZM138 48V47H137ZM137 48H136V50H137ZM167 48V47H166ZM166 48H164V49H166ZM177 48V47H176ZM214 48H217V49H219V50H216V49H214ZM223 48V49H222ZM227 48V49H226ZM250 48V49H251ZM72 49V50H71ZM116 49V50H117ZM172 49V48H171ZM175 49V48H174ZM174 49H173V51H174ZM179 49V48H178ZM184 49V48H183ZM182 48H181V50H183ZM211 49H213V50H211ZM235 49L237 50L236 52H235ZM70 50H71V52H70ZM73 50H78V51H76V52H78V54H76ZM83 50L85 51L84 53H83ZM98 50V51H97ZM114 50V49H113ZM113 50H112V52H113ZM135 50V51H136ZM204 50H206V52H204L203 53V51ZM207 50H210V51H207ZM14 51H17L16 53L14 52ZM82 51V52H81ZM127 51H129V50H127ZM131 51V50H130ZM139 51V50H138ZM152 51V50H151ZM157 51V50H156ZM159 51V50H158ZM162 51V50H161ZM177 51V50H176ZM202 51V52H201ZM13 52V53H12ZM25 52H26V50H25ZM51 52V51H50ZM103 52V53H102ZM132 52V51H131ZM130 52V53H131ZM153 53H155L154 51H152ZM151 52V53H152ZM172 52V51H171ZM182 52V51H181ZM188 52H190L191 53V55H190V53H188ZM193 52H196V53H194L193 54ZM210 52V53H209ZM211 52H213V53H211ZM15 53V54H14ZM45 54V56H46V59H48V60H46V59H44L45 58V56H43L44 54ZM59 53V55H57ZM61 53V54H60ZM65 53V54H64ZM130 53L128 54L129 56H131L130 55ZM133 53V52H132ZM136 53V52H135ZM177 53V52H176ZM188 53V54H187ZM217 53V54H216ZM235 53V54H234ZM237 53H239V54H237ZM23 54V55H22ZM26 54H27V56H26ZM36 54H40L39 56L38 55H36ZM71 54H72V56H71ZM74 54H76V56H74ZM81 54V55H80ZM138 54H139V52H138ZM137 53L135 54L136 56L138 55ZM157 54H158V52H157ZM157 54H155L156 56H157V58H159L158 56L159 55H157ZM159 54H161L160 53V51H159ZM170 54V53H169ZM204 54H206L207 56H210V57H206V55L205 56H203ZM222 54H223V57H222ZM225 54V55H224ZM11 55V56H10ZM50 55V56H49ZM52 55H54V56H52ZM80 55V56H79ZM86 55H88V56H86ZM111 55H113V54H111ZM110 55V56H111ZM118 57H117V56ZM124 55H127V54H124ZM123 55V56H124ZM134 55V54H133ZM134 55V56H135ZM170 55H172V54H170ZM174 55V54H173ZM189 55V56H188ZM215 55V56H214ZM231 55H232V59H230V57H231ZM234 55V56H233ZM10 56V57H9ZM24 56H26L27 58L29 57V60L26 58V57H24ZM49 56V57H48ZM52 56V57H51ZM108 56H109V54H108ZM116 56V57H115ZM140 56V55H139ZM156 56H155V58H156ZM167 56V55H166ZM176 56V55H175ZM214 56V57H213ZM226 56H228V59H230V60H228V61H224V59H226L225 57ZM243 56V57H242ZM248 56V55H247ZM6 57V58H5ZM20 57H23V58H20ZM44 57V58H43ZM48 57V58H47ZM67 57V58H66ZM69 57V58H68ZM72 57V58H71ZM121 57V58H120ZM201 57H199V58H201ZM211 57H212V59H211ZM235 57V60L233 59ZM32 60H31V59ZM37 58V60L39 61V63H38V61L37 60H35ZM39 58V59H38ZM71 58V59H70ZM77 59V61H76V59ZM117 58H118V60H120V61H118L117 60ZM132 58V57H131ZM135 57H133V60L134 61H136L135 59H134ZM138 58V57H137ZM156 58V59H157ZM161 58V57H160ZM159 58V59H160ZM197 58V57H196ZM196 58H195V61H196ZM199 58H197V61L199 60ZM222 58V59H221ZM250 58V57H249ZM8 59H10V60H8ZM13 59V60H12ZM70 59V60H69ZM218 59V60H217ZM238 59V60H237ZM11 60H12V63L13 62H15L13 65L15 66V72H17V74L15 73H12V72H14L13 71V67L14 66H12V63H11ZM18 60V61H17ZM27 60V61H26ZM51 60V61H50ZM73 60V61H72ZM74 60H75V62H74ZM79 60H81L82 62L84 61L85 62V64H83L81 61H79ZM132 60V61H133ZM138 60H139V58H138ZM164 60H166V59H164ZM164 60H162V62L164 61ZM189 60V59H188ZM206 60V61H207ZM217 60V61H216ZM221 62H220V61ZM232 60H234V62L232 61ZM237 60V61H236ZM16 61H17V63H19V61H20V64H18V66H16ZM34 61H36L35 63H34ZM40 61H43V63L45 62H47V64H43V63H41ZM49 61V62H48ZM70 61V62H69ZM160 61V60H159ZM192 61V60H191ZM197 61H196V63H194V64H198L199 63V61H198V63H197ZM209 61V62H210ZM239 64V65H241L240 66V68H241V70H240V72H241V74L240 73H238V71H239V69L240 68H238V70H237V67L239 66H236L237 64H236V62ZM243 61H245L244 63H245V65L243 64L242 65V63H243ZM5 62H6V64H5ZM8 62V63H7ZM33 62V63H32ZM74 62V63H73ZM79 62H81L80 63V65H79ZM126 62H128V63H126ZM137 62V61H136ZM161 62V61H160ZM160 62H159V64H160ZM182 62V61H181ZM208 62V63H209ZM215 62H217V63H215ZM220 62V63H219ZM2 63H4V64H2ZM21 63H22V66H21V68H20V65H21ZM77 63H78V65H77ZM110 65H109V64ZM126 65H125V64ZM189 63V62H188ZM191 63V62H190ZM201 63V64H202ZM205 63V62H204ZM208 63H205V64H203V67L202 66H197V70H200V72H201V69L202 70H204L203 71V74L205 75V73H207V71H206V66H207V64ZM223 63V64H222ZM226 63V64H225ZM229 63H231V64H229ZM236 65H235V64ZM10 66H12V67H9V65ZM35 64V65H34ZM76 66H75V65ZM134 64H135V62H134ZM144 64V63H143ZM170 64V63H169ZM168 64V65H169ZM173 64V63H172ZM176 65H177V63H175ZM179 64V63H178ZM218 64H219V66H218ZM221 64V65H220ZM233 64L236 66V68H235V70L234 71H236V72H233V70L232 71H230L232 74H234L235 75V77L234 78H232V76H229L230 75V72H228L229 73V75H228V73L227 74H224L223 72H224V70L225 71H227V69H228V71H229V68H231V67H229V65H231L232 67H234L233 66ZM2 65H5V66H2ZM72 65V66H71ZM74 65V66H73ZM109 65V66H108ZM111 65H113L114 66V68L111 66ZM121 65H123V67H121ZM128 65V68L126 67ZM157 65H158V63H157ZM165 65V63H163V65H162V67ZM174 65L175 67H173L172 65V67L173 68H175L176 70V74H173V75H176V79H178L177 78V76H178V71H177V66H181V63L179 64V65ZM183 65H184V63H183ZM189 64H187L186 65V63H185V65L184 66H186V67H184L185 69H186V71L188 70V69H191V68H193L191 65H193V64H190V66H188ZM196 65L194 66V67H196ZM200 65V64H199ZM206 65V66H205ZM218 67H216V66ZM225 65H227V67L225 66V68L226 69H224V66ZM7 66V67H6ZM34 66V67H33ZM82 66V67H81ZM167 66V65H166ZM165 66V67H166ZM11 68V69H9V68ZM110 67V68H109ZM149 67V66H148ZM147 67V68H148ZM154 67H155V65H154ZM153 67V68H154ZM160 67V66H159ZM158 67V68H159ZM161 67V68H162ZM169 67H170V65L166 68V70L168 69L169 70ZM188 67V68H187ZM200 67V69H198ZM207 67H209V66H207ZM211 67V66H210ZM229 67V68H228ZM3 68V69H2ZM18 68V69H17ZM33 68H36V69H33ZM60 68V69H59ZM112 68V69H111ZM138 68V67H137ZM144 68V67H143ZM156 68V67H155ZM217 68V69H216ZM219 68H220V71H219ZM249 68H250V65H249ZM252 68V67H251ZM6 69H8V70H6ZM17 69V70H16ZM20 69V70H19ZM32 69H33V71H32ZM52 69L54 70V72L56 73H59V74H55L53 71H52ZM62 69V70H61ZM87 69V71H85ZM125 69V72L127 71ZM160 69V68H159ZM165 69V68H164ZM163 69V70H164ZM171 69V68H170ZM180 69H182L181 67H180ZM179 68H178V70L180 71V72H183V71H181ZM185 69H183V70H185ZM224 69V70H223ZM232 69V68H231ZM234 69V68H233ZM38 73V74H35L36 72ZM52 71L51 73H49L50 71ZM59 70H60V72H59ZM115 72H114V71ZM162 70V69H161ZM163 70H162V72H163ZM173 71H174V69H172ZM196 69H194V71H195ZM196 70V71H197ZM207 70H210V69H207ZM211 70H213V69H211ZM244 70V71H245ZM6 71V72H5ZM8 71H11V74H10V72H8ZM42 72L43 74H41L40 72ZM111 71V72H110ZM143 71V70H142ZM142 71H141V73H142ZM165 71V70H164ZM170 71L171 70H169V72H167L168 74V76L170 75L171 77L173 76V75H171V74H169L170 73ZM172 71V72H173ZM174 71V72H175ZM189 71H191V72H194L193 71V69H191V70H189ZM223 71V72H222ZM31 72H32V74H33V76H34V78H39V79H42V82H40V83H42V84H40L39 85V82L37 83L36 82V80L34 79V78H32V74H31ZM33 72H35V73H33ZM48 72V73H47ZM64 72V73H63ZM85 72H87V73H85ZM109 72H110V74H113V75H115V76H118V79H117V77L116 78H114V76L112 75V77H113V79H112V81L113 80H117V81H113V82H111V80L108 82L107 81V83L105 84H102V80L104 81L105 79H107V80H109L108 79V76L109 77H111V75L109 74ZM113 72V73H112ZM122 72V73H121ZM124 72V73H125ZM140 72V71H139ZM161 72V73H162ZM179 72V73H180ZM185 72V71H184ZM222 72V73H221ZM246 72V71H245ZM53 73V75L55 76H53L54 78L52 79L51 77V75L49 76V74H52ZM117 73V72H116ZM120 73L122 74L121 76H120ZM202 73V72H201ZM220 73V74H219ZM41 74V75H40ZM47 74H48V76H47ZM60 74H62V75H60ZM138 74V73H137ZM146 74V73H145ZM160 74V73H159ZM163 74V73H162ZM213 74V73H212ZM222 74V75H221ZM238 74V76H237V78H236V75ZM240 74V75H239ZM264 74V73H263ZM262 74V75H263ZM36 75H38L37 77H35ZM46 76L45 78L44 77H42L41 78V76ZM140 75V74H139ZM142 75V74H141ZM164 75H166V74H164ZM207 75H208V73H207ZM261 75V76H262ZM31 76V77H30ZM65 76V77H64ZM102 76H107V77H103L102 78V80H101V77ZM134 76V75H133ZM136 76H138V75H136ZM135 76V77H136ZM159 76H161V75H159ZM201 76H202V74H201ZM200 76V74H199V77H201ZM18 77V78H17ZM47 77H48V79L50 78V79H52L51 81L49 80L48 81V79H47ZM111 77V78H112ZM123 77V76H122ZM145 77V76H144ZM163 77V76H162ZM161 77V78H162ZM165 77V76H164ZM171 77H168L169 78V80L168 81H170L171 80V83H174V82H172V79H173V77L171 78ZM181 78H183L182 76H180ZM203 77V79H205V77L204 76H202ZM209 75L207 76V79L204 81V84L205 83H207L206 81H208V80H210L209 78ZM212 77H214V76H212ZM231 77V78H230ZM240 79H239V78ZM241 77H242V79H241ZM245 77V76H244ZM28 78H29V81H28ZM64 78V79H63ZM70 78V79H69ZM141 78H143L142 76H140V80H141ZM167 78V79H168ZM211 78V77H210ZM221 78V79H220ZM20 80V81H17V80ZM63 79V80H62ZM138 79V80H139ZM166 79V78H165ZM229 79V80H228ZM231 79H233L234 81H235V79H237L236 81H238V83H236L235 85H232L231 83H233V82H231L232 80ZM259 80V79H262V81L261 80H259L257 83H260L259 85H260V89H261V91H257V90H259L258 88L257 89H255L256 87H254L252 90L256 93V94H258V95H260V94H263L264 95V93H262V92H264V87H263V89H262V86L261 85H263L264 86V76H262V77H260L259 75L258 76H256V78H255V80ZM33 81V80H35V83H37V85L35 84H33V82L31 83V85H34L35 87H32V86H30V81ZM45 80H46V84H44V82H45ZM58 79H57V81L54 83L53 81V83H54V85L56 84V87H62L64 84L60 81V83H62V86H60L58 83V81H59ZM101 80V81H100ZM136 80V78H134V80L133 81H135ZM138 80H136L138 83H139V81ZM173 80H175V79H173ZM179 80H180V78H179ZM182 80V79H181ZM201 80H202V78H201ZM200 80V82H202ZM241 80V81H240ZM256 80V81H257ZM48 81V82H47ZM68 81L69 82H71V84L69 85L68 84ZM121 81V80H120ZM127 81V82H126ZM135 81V82H136ZM177 81V80H176ZM183 81V80H182ZM182 81H180V84H181V82ZM255 81V82H256ZM261 81V82H260ZM16 82H17V84H16ZM58 82V83H57ZM263 82V83H262ZM19 83V84H18ZM68 84V86H69V88L66 86L67 84ZM115 83H117L116 85H115ZM177 83V82H176ZM182 83H184V82H182ZM216 83V84H217ZM249 83V82H248ZM247 83V84H248ZM28 84V85H27ZM57 84H58V86H57ZM119 84H121V86L119 85ZM123 84H125L124 86H123ZM133 84V83H132ZM175 84V83H174ZM173 84V85H174ZM203 84V83H202ZM221 84V85H220ZM228 84H229V86H228ZM234 84V83H233ZM238 84V85H237ZM246 84V85H247ZM101 85H102V87H101ZM105 85V86H104ZM109 85V86H110ZM119 85V86H118ZM127 85V86H126ZM139 85V84H138ZM137 85V86H138ZM182 85V84H181ZM225 85V84H224ZM245 85V86H246ZM25 86H28V87H32L31 89H32V91H30V90H28V92H29V94H28V96L30 95V93L32 92V94H34V95H30L29 97H28V99L30 98V97H32L30 100L31 101H34V97H35V94L37 93L38 94V98H39V95H40V98L38 99V98H36V99H38L39 100V102L35 99V101H37V102H35L36 104H34V102H31L30 100L28 101V99L27 98H25V96H22L24 99H27V101H25V102H23L22 100H24V99H22L21 97V99L20 98H18V96L20 95V90H22L23 91V88H24V91H25V88H27V89H29L28 87H25ZM37 86H40V87H37ZM98 86H100V88H103V89H100ZM126 86V87H125ZM135 86V85H134ZM170 86H171V84H170ZM170 86H169V88H170ZM175 86L178 88V86H180L179 85V83L176 85L175 84ZM232 86H234V87H232ZM55 87V88H56ZM79 87V88H78ZM98 89H96V88ZM104 87H106L105 89H104ZM119 87V88H118ZM125 87V88H124ZM163 87V86H162ZM162 87H160V88H162ZM168 87V86H167ZM167 87H165V90H167ZM174 87V86H173ZM229 87H231V89L229 88ZM243 87V86H242ZM242 87H241V85H240V87L238 88V89H240L241 88V90H242ZM249 87V86H248ZM248 87H245L246 89L248 88ZM259 87V86H258ZM33 88H36V89H33ZM42 88H43V86H42ZM45 88L47 89V87L45 86ZM44 88V89H45ZM164 88V87H163ZM163 88L161 89V90H163ZM180 88H181V86H180ZM228 88V89H227ZM237 88V87H236ZM27 89H26V92H27ZM38 89V90H37ZM56 89H58V88H56ZM65 89V90H64ZM66 89H68V90H66ZM70 89V90H69ZM80 89V90H79ZM84 89V90H83ZM89 89L91 90V91H89ZM119 89V90H118ZM121 89V90H120ZM137 89V88H136ZM135 89V90H136ZM158 89V88H157ZM35 90V92H36V90H37V92L35 93V92H33ZM59 90H61V88H59ZM76 90H77V92H76ZM92 90H93V93L91 94V92H92ZM94 90L96 91L95 93H94ZM101 91V92H98L97 93V91ZM107 90V91H106ZM111 90V89H110ZM118 90V91H117ZM127 90V89H126ZM164 90V91H165ZM174 89L172 88V90L170 89V91H173ZM178 90H181V89H179L178 88ZM230 90H231V92H230ZM245 90V89H244ZM263 90V91H262ZM48 91H49V89H48ZM57 91V94L59 93V91L58 90H56ZM61 91V92H62ZM79 91V92H78ZM82 91V92H81ZM87 91V92H86ZM89 91V92H88ZM128 91V90H127ZM129 91L126 93L127 95L125 96V94L123 95L122 94V96H120L121 98H127V100H128V95H129ZM134 91V90H133ZM157 91V90H156ZM51 92V91H50ZM65 92H68V93H65ZM75 92L76 93H79V97H78V94L77 95H75ZM80 92H81V94H80ZM158 92V91H157ZM235 92V93H234ZM248 92V91H247ZM259 92V93H258ZM261 92V93H260ZM25 93V92H24ZM39 93H41V94H43L42 95V97H44V98H42L41 97V94H39ZM69 93H71L70 95H69ZM90 93V94H89ZM136 93V92H135ZM158 93H160V92H158ZM158 93H155V95L157 94L158 95ZM164 93V92H163ZM170 92L168 91V94H169ZM231 93H233V94H235V96L233 95V94H231ZM246 93V92H245ZM249 93V92H248ZM250 93H252V91L250 92ZM26 94V95H27ZM56 94V93H55ZM60 94V93H59ZM65 94H68L69 96H67V95H65ZM82 94H83V97H82ZM89 94V95H88ZM97 94V95H96ZM99 94V95H98ZM113 94H115L114 92H113ZM162 94V93H161ZM160 94V95H161ZM197 94L198 93H196L195 95L197 96ZM228 95V98H224V97H227V95ZM247 94V93H246ZM65 95V96H64ZM91 95V96H90ZM93 95V96H92ZM164 95H166V94H164ZM170 95V94H169ZM223 97H222V96ZM231 95V96H230ZM240 95L242 96V97H240ZM248 95V94H247ZM73 96H76L77 97V99L79 98V100H77V99H75L76 97H74L73 98ZM96 96L98 97V98H96ZM99 96H101V97H99ZM112 96H116V95H112ZM125 96V97H124ZM159 96V95H158ZM163 96V95H162ZM168 96V95H167ZM196 96H193V97H196ZM233 96H234V98H233ZM49 98V100H46V99H48ZM58 97V98H57ZM68 97V98H67ZM72 97V98H71ZM90 97V98H89ZM118 97V96H117ZM133 97V96H132ZM235 97H240V98H238L239 100H237ZM262 97H264V96H262ZM65 98H67V99H65ZM69 98H71V100L69 99ZM83 98V99H82ZM110 98H113V97H110ZM116 98V97H115ZM170 98V97H169ZM231 98H233V101L235 102H233L232 101V99ZM242 98H244V99H242ZM14 99V100H13ZM43 99V100H42ZM124 99H121V100H123V102H125V100ZM225 99H226V101L228 100V102H226L225 101ZM237 101H236V100ZM250 99V98H249ZM252 99V98H251ZM260 99H261V95H260ZM67 100V101H66ZM74 100H76V102L74 101ZM88 100H86L85 99V104H87V102H88ZM91 100H92V98H91ZM94 100V99H93ZM99 100V99H98ZM115 100V99H114ZM121 100H117V101H120V103L122 102ZM129 100H131V98L129 99ZM148 100L150 101V99L148 98ZM163 100V101H162ZM168 100V99H167ZM170 100H172L171 98H170ZM262 100V99H261ZM261 100H260V102H261ZM14 101V102H13ZM21 101V102H20ZM71 101H73L72 103H71ZM80 101V102H81ZM96 101H92V102H96ZM100 101V100H99ZM116 101V100H115ZM165 101V102H164ZM217 101H218V99H217ZM216 101V102H217ZM229 101H232L231 102V104L229 103ZM252 101V100H251ZM254 101V100H253ZM257 101V100H256ZM264 101V100H263ZM261 102V103H257V102H255V104H260L261 106H262V108H263V110L262 111H264V102ZM22 102H23V105H21L22 104ZM27 102H28V104H27ZM31 104H30V103ZM44 102V103H43ZM48 102V103H47ZM103 102H104V100L102 99V104H103ZM113 102V101H112ZM111 102V103H112ZM151 102V101H150ZM149 102V103H150ZM151 102V103H152ZM157 102H158V104L160 103V105H157ZM167 102V103H166ZM20 103V104H19ZM49 103H51V104H49ZM69 103H71L70 105H69ZM129 103V102H128ZM145 103V102H144ZM224 103H226V104H224ZM251 103V102H250ZM19 104V105H18ZM25 104H27V105H25ZM29 104H30V106H29ZM32 104H34V106L32 105ZM39 104V105H38ZM68 104V105H67ZM81 104V105H82ZM91 104V103H90ZM89 104V105H90ZM97 104V103H96ZM131 104V103H130ZM168 104V105H167ZM219 104V103H218ZM234 104H236V105H234ZM1 105L2 106H4L3 108H5L4 110H3V108L1 109ZM25 105V106H24ZM40 105H42V106H40ZM98 105H100V103L98 102ZM97 105V106H98ZM104 105V104H103ZM113 105V104H112ZM122 105L124 106V103H122ZM140 105V104H139ZM150 105V104H149ZM172 105V104H171ZM174 105V104H173ZM182 105H184V104H182ZM181 105V106H182ZM223 105H225V107L223 106ZM228 105V106H227ZM229 105L230 106H232V107H229ZM242 104H240V106H241ZM260 105H255V106H257L258 107V109L260 108ZM20 106V107H19ZM33 106V107H32ZM37 106V107H36ZM43 106H45V108L43 107ZM50 106H49V110H51V108H50ZM60 106L62 107V108H60ZM67 106V107H66ZM82 106H84V105H82ZM102 106V105H101ZM127 106H128V104H127ZM175 106V105H174ZM213 106V105H212ZM233 106L235 107V110L233 111ZM252 106V105H251ZM254 105H253V107H255ZM35 107H36V109H35ZM39 107V108H38ZM64 107H66L65 109H67V110H64L63 108ZM72 107V106H71ZM79 107V106H78ZM85 107V106H84ZM83 107V108H84ZM95 107V106H94ZM138 107V108H137ZM160 107H163V108H160ZM165 107V108H164ZM168 107V108H167ZM182 107H184V106H182ZM227 107H229V108H227ZM10 108V109H9ZM31 108H33V109H31ZM40 109V110H38V109ZM44 108V110L42 111V109ZM87 108H89V106L87 107ZM98 108V107H97ZM100 108V107H99ZM102 108V107H101ZM117 108H119V109H117ZM148 108V109H147ZM158 108H160V110L158 109ZM169 108H171V109H169ZM222 108H220V109H222ZM237 108V109H236ZM53 109V108H52ZM60 109V110H59ZM82 109V108H81ZM164 110V112L165 113H162L163 112V110ZM169 109V110H168ZM179 109H180V107H179ZM206 109H208V108H206ZM232 109V110H231ZM240 109H242V108H240ZM255 109V108H254ZM10 110V111H9ZM36 110V112H34ZM37 110H38V112H41L40 114H38V112H37ZM49 110H46L45 112L47 113V111H49ZM54 110V109H53ZM54 110V111H55ZM80 110V109H79ZM83 110V109H82ZM107 110H106V112H107ZM120 110V111H119ZM127 110V109H126ZM134 110V111H135ZM152 110H154V111H152ZM177 110V109H176ZM227 110H231V111H227ZM244 109H242V111H243ZM31 111V112H30ZM35 113V115H33V112ZM85 111H87V109L85 110ZM84 111V112H85ZM88 111H91V110H89L88 109ZM87 111V112H88ZM98 111V110H97ZM159 111H162V112H159ZM168 113H167V112ZM170 111H172V112H174V113H172V112H170ZM182 111V110H181ZM207 111H209V110H207ZM221 110H219V112H220ZM255 111V110H254ZM257 111V110H256ZM259 111V110H258ZM258 111H257V113H258ZM19 112V115H17V113ZM52 112V111H51ZM65 112V113H64ZM74 113H75V111H73ZM95 112V111H94ZM117 112V113H116ZM126 112V111H125ZM136 112V111H135ZM149 112H151V113H149ZM155 114H157V115H154V113ZM229 112V113H228ZM231 112V113H230ZM44 113V112H43ZM42 113V114H43ZM45 113V114H46ZM92 113H93V111H92ZM92 113H90V114H92ZM105 113V112H104ZM108 113V115H110L111 116V114H109ZM116 113V114H115ZM153 113V114H152ZM179 113V112H178ZM236 113V112H235ZM234 113V115L235 116H237V114H235ZM256 113V114H257ZM8 114V113H7ZM52 114V113H51ZM55 114H56V111H55ZM76 113H75V115H77ZM90 114L88 113V115L90 116ZM97 114H98V112H97ZM133 114V113H132ZM131 114V115H132ZM138 114V113H137ZM136 114V115H137ZM140 114H141V112H140ZM148 114V115H147ZM152 114V115H151ZM159 114H160V116H159ZM175 115V117H174V115ZM240 113H238V115H239ZM242 114V113H241ZM259 114H260V111H259ZM261 114H262V112H261ZM10 115H12V114H10ZM47 115V114H46ZM46 115H44L45 117H47ZM68 115V114H67ZM80 115V116H79ZM87 115V114H86ZM87 115V116H88ZM94 115V114H93ZM93 115L91 116V118L93 119ZM96 115V114H95ZM134 115V114H133ZM135 115V116H136ZM180 115V114H179ZM222 115H223V113H222ZM254 115H255V113H254ZM3 115L1 114V116L0 117H2ZM7 116V115H6ZM43 116V119L45 118ZM53 116H54V114H53ZM59 116V117H58ZM83 116V117H82ZM97 116V115H96ZM121 116H123V114L121 115ZM152 116H154V117H152ZM178 116V117H177ZM233 116V115H232ZM259 116V115H258ZM261 116H263V115H261ZM60 117H62V118H60ZM115 117V118H114ZM137 117V116H136ZM140 117V116H139ZM158 117V118H157ZM180 117V122L178 121V120H176V118H179ZM241 117V119H246L245 118V116H244V118H243V116H240ZM260 117V116H259ZM31 118V119H32ZM69 118V117H68ZM85 118V119H84ZM87 118H90V117H87ZM106 118H109V116H106ZM105 118V119H106ZM110 118V119H111ZM147 118V119H146ZM152 118H155V119H153L152 120ZM229 117H227V119H228ZM230 118H236V117H230ZM229 118V119H230ZM263 120H262V119ZM261 118H259V120L260 121H255V119H254V121L257 123H259V122H263L262 124L260 123V127L258 126V128H259V130H261V129H263L264 130V126L263 127H261L263 124H264V117H261ZM8 119V118H7ZM35 119V118H34ZM47 119H49L48 117H47ZM47 119H45L46 121H47ZM52 120H54L53 118H51ZM141 119V118H140ZM143 119V118H142ZM162 119V120H163ZM165 119H167V120H165ZM170 121H169V120ZM172 119V120H171ZM226 119V120H227ZM238 118H236V120H237ZM241 119H239V120H241ZM36 120H37V118H36ZM174 120V121H173ZM231 120V119H230ZM234 120V119H233ZM236 120H235V122H236ZM40 121H41V119H40ZM43 121L44 120H42V123H43ZM46 121H44V122H46ZM51 121V120H50ZM68 121V122H67ZM110 121V122H109ZM119 121H121L122 122V124L120 125V129L118 130V132H116L115 131V129H114V127H118L119 126ZM173 123H172V122ZM242 121V120H241ZM2 122V123H1ZM38 122V121H37ZM37 122H35V123H37ZM64 123V124H62V123ZM67 122V123H66ZM99 122V121H98ZM98 122H95L94 121V126H96L97 124H98ZM174 122H177V123H174ZM179 122V123H178ZM240 122V121H239ZM243 122V121H242ZM35 123H31V126L32 125H35ZM47 123V122H46ZM112 123V122H111ZM125 123V124H124ZM155 123V124H154ZM169 123V125H167ZM182 123V122H181ZM184 123V122H183ZM243 123H246V122H243ZM255 123V124H256ZM9 124V125H8ZM26 124V125H25ZM48 124V123H47ZM96 124V125H95ZM134 124V125H133ZM143 124V123H142ZM240 124V123H239ZM238 124V125H239ZM64 125V126H65ZM83 125H85V126H83ZM87 125V126H86ZM155 125V126H154ZM184 125V124H183ZM183 125H182V127H183ZM203 125V124H202ZM213 125L214 124H212V127H213ZM217 125V124H216ZM4 125H2V127H3ZM31 126H29V127H31ZM56 126V125H55ZM59 126V125H58ZM63 126V127H64ZM121 126H122V128L123 129H126V130H121L122 128H121ZM134 126V127H133ZM139 126V127H140ZM205 126V125H204ZM203 126V127H204ZM243 126L245 127V124H243ZM246 126H248V125H246ZM257 125H254L253 127L255 128ZM25 127H27V130L29 129V130H31V132L33 133V132H35V135H34V133H33V135L34 136H32V134H30L29 135V133H27L28 131L26 130V128ZM60 127V126H59ZM174 126H172L171 128L172 129H175V128H173ZM200 127V126H199ZM243 127V129H241L240 131H242L243 132V130H245V128H247L248 129V127H245L244 128ZM252 127V129L251 128H249V130H255L254 132L253 131H251L252 132V134H254L255 132H259L258 133V136H257V133H255L254 134V136H257L255 139H259V143H260V145H258V140H256L257 142L255 143V146H256V144H257V146H258V148H259V146H260V150H264V142H262V141H264V138H261V137H263V136H261V134L263 135L264 133V131L263 130H261L262 132H260L259 130H258V128L257 129H254ZM66 128H68L67 130H69V127H67L66 126ZM77 128V129H78ZM85 128V129H84ZM89 128V127H88ZM100 128H102V126L100 127ZM157 129V130H155V129ZM165 127H164V129H166ZM184 128H185V125H184ZM184 128H182L183 129V131L182 132H184ZM216 128H220V127H216ZM241 128H242V126H241ZM55 129H56V127H55ZM59 129V128H58ZM58 129H56V130H58ZM61 129V128H60ZM63 129V128H62ZM80 129H82V130H80ZM164 129H162L163 131H164ZM168 129H170V127L168 128ZM188 129V128H187ZM212 129V128H211ZM238 129V128H237ZM240 129V128H239ZM246 129V130H247ZM5 130H6V133H5ZM26 132H25V131ZM34 130V131H33ZM38 130H40V129H38ZM52 130V129H51ZM54 130V129H53ZM66 129H65V131H67ZM108 130V131H107ZM111 130H113L112 132L115 134V132L116 133H120L121 131H123V132H121L120 133V136H117L116 134V138L114 137H112L114 140H112L110 137L112 136V134H110L111 133ZM161 129H159V131H160ZM180 131H181V128L179 129ZM179 130H177V131H179ZM186 130V129H185ZM203 130H205V129H203ZM213 130H215V129H213ZM220 130H222V129H220ZM229 130V129H228ZM246 130H245V132H246ZM49 131V130H48ZM105 131H106V133H105ZM115 131V132H114ZM145 131V132H144ZM154 131H156V132H154ZM167 131V130H166ZM165 131V132H166ZM171 131V130H170ZM174 131V130H173ZM212 131V130H211ZM210 131V132H211ZM218 131V130H217ZM2 132H4L3 134H2ZM30 132V133H31ZM50 132V131H49ZM55 132V131H54ZM62 132V131H61ZM104 132V133H103ZM181 132V133H182ZM209 132V131H208ZM224 132V131H223ZM244 132V133H245ZM250 132V131H249ZM250 132V133H251ZM28 135H27V134ZM37 133L39 134V136L37 135ZM126 133V134H125ZM148 133H150L149 135H148ZM159 133V134H158ZM176 133V132H175ZM175 133H173L172 135H171V133H170V135H171V137L172 136H174V134ZM178 133V132H177ZM181 133H178V134H180L181 135ZM213 133L216 135V133H218V132H214L213 131ZM234 134H235V132H233ZM233 133H231V134H233ZM243 133V134H244ZM62 134V133H61ZM83 134V135H82ZM108 134H110V135H108ZM147 134V135H146ZM168 134V136H170L169 135V133H167ZM209 134V133H208ZM242 134V133H241ZM242 134V135H243ZM260 134V135H259ZM7 135V136H6ZM26 135V136H25ZM48 135H49V133H48ZM60 135V134H59ZM64 135V134H63ZM62 135V136H63ZM68 135V136H69ZM79 135V136H78ZM158 135H160V136H158ZM165 135V134H164ZM211 135V134H210ZM213 135V134H212ZM237 135V134H236ZM240 135V134H239ZM239 135H238V138H239ZM30 136V137H29ZM39 138H38V137ZM52 136V135H51ZM75 136H77V137H75ZM88 136V138H90L89 136L90 135H87ZM107 136H109V142L110 143H107L106 144V141H105V138L107 139ZM149 136H151L150 138H148ZM182 136V135H181ZM224 136V135H223ZM245 136V135H244ZM243 136V137H244ZM260 136V137H259ZM0 137V138H1ZM6 137V138H5ZM27 137V138H26ZM33 137H36V138H33ZM57 135L54 133V135L52 136V138H53V143L55 144L56 143V141H57ZM61 137V136H60ZM59 137V138H60ZM64 137H65V135H64ZM96 137V138H95ZM153 137V138H152ZM160 138L161 139V141H159L158 139H155V138ZM164 139H163V138ZM210 137V136H209ZM213 136H211L209 139L210 140H212L211 142H213L214 141V139H215V137L214 138H212ZM217 137H220V136H217ZM225 137V136H224ZM223 137V138H224ZM241 137V136H240ZM243 137H241V138H243ZM27 140H26V139ZM28 138H29V140H28ZM52 138H50V143H51V140H52ZM70 138V137H69ZM73 138H74V140H73ZM83 138H86V137H83ZM173 138H175V136L173 137ZM173 138H171L172 140H173ZM176 138H177V136H176ZM207 138V137H206ZM212 138V139H211ZM233 138H235L234 139V141L237 139L236 137H233ZM245 138H247V137H245ZM2 139V138H1ZM5 139H7V140H5ZM37 139V140H36ZM39 139V140H38ZM61 139V138H60ZM60 139L58 140V141H60ZM163 139V140H162ZM179 139V138H178ZM208 139V140H209ZM232 141H231V140ZM260 139H262V140H260ZM26 140V141H25ZM62 140V139H61ZM66 140V139H65ZM65 140H62V141H64L65 142ZM70 140L68 139L67 140V143L69 144L70 143ZM108 140V139H107ZM208 140L206 141L205 140V142L202 144V145H204L206 142L208 143ZM219 140V139H218ZM218 140H217V138H216V141L218 142ZM240 139H238V141H239ZM245 140V139H244ZM1 141V140H0ZM5 141H7V142H5ZM10 141V142H9ZM39 141V142H38ZM48 141V140H47ZM61 141V142H62ZM69 141V142H68ZM77 141H78V139H77ZM111 141H113V142H111ZM178 141V140H177ZM176 141V142H177ZM237 141V140H236ZM246 141H248V140H246ZM245 141V142H246ZM38 142V143H37ZM61 142H60V144H61ZM64 142H62V145H65L64 144ZM158 142H159V144H158ZM160 142H165L164 144L163 143H160ZM173 142H174V140H173ZM184 142V141H183ZM182 142V143H183ZM210 142V143H211ZM216 142V143H217ZM255 142V141H254ZM8 143H11V144H9L10 145V147H7V144ZM40 143V144H39ZM42 143V144H41ZM47 143V142H46ZM66 143V145L68 146V144ZM79 143H80V139H79V141L77 142V144L79 145ZM82 143V142H81ZM180 143V142H179ZM207 143H206V145H207ZM210 143H208L209 145H211ZM216 143H215V145H216ZM25 144V145H24ZM38 144V145H37ZM48 144H49V142H48ZM60 144H58V145H60ZM71 144V143H70ZM84 144V143H83ZM89 144V143H88ZM109 144V145H108ZM185 144H186V142H185ZM218 144V143H217ZM243 144V143H242ZM8 145V146H9ZM27 145V146H26ZM72 145H71V147H72ZM110 145H112L111 146V148H109L110 147ZM159 145L161 146V147H159ZM206 145H204V146H206ZM222 145V146H221ZM36 146V147H35ZM94 146V147H93ZM179 146H180V144H179ZM208 146V145H207ZM218 146H219V148H221V149H218ZM240 146H241V144H240ZM257 146L255 147L256 149H257ZM9 148V149H7V148ZM24 147V148H23ZM28 148V149H25V148ZM35 148V150H34V148ZM46 147V146H45ZM50 147V146H49ZM58 147V146H57ZM64 147H66V146H64ZM68 147H70V146H68ZM67 147V148H68ZM173 147H174V149H173ZM60 148V147H59ZM67 148H64V150H66V151H68L67 150ZM83 148H84V145H83ZM98 148H104V149H106V151H104L103 149V151H102V153L105 155V154H107V155H103L102 156V158L101 159H97V157L95 156V158H96V160L92 157L91 159H94L93 160V162L91 161V160H89V158H87V160L85 159V160H83V162L81 161L80 162V164L78 163V159H80V157L78 158L77 156H78V154L80 155H82V153H83V155H86L85 154V152H86V150L88 151V154H90V153H93V151L95 152L96 151V149H98ZM163 148V149H162ZM177 148V149H176ZM24 149V150H23ZM38 149V150H39ZM44 149V148H43ZM47 149V148H46ZM45 149V150H46ZM58 149V148H57ZM61 149H62V147H61ZM161 149V150H160ZM172 149V150H171ZM201 149H202V152H205V153H201ZM258 149V152L256 151H254V155H256V153L258 154L259 152H261L260 150ZM44 150V151H45ZM59 150V149H58ZM168 150H169V152H168ZM181 150H183V149H181ZM208 150H210V149H208ZM208 150H207V152H208ZM215 150V149H214ZM32 151H33V153H34V155H33V153H32ZM161 151H163V152H161ZM164 151H166L165 153H164ZM175 152V153H172V152ZM17 152H19V153H17ZM22 152V153H21ZM49 152V151H48ZM63 152H65V151H63ZM98 152V153H97ZM97 155H99L100 156V152H99V150H97ZM147 152H149L150 154L151 153H153L152 155H149V153H147ZM183 152V153H182ZM23 154V158L20 160V162L17 160V163H16V160L13 158V156L15 157L16 155H18V154ZM32 153V154H31ZM39 153V152H38ZM74 153V154H73ZM101 153V154H102ZM160 153V154H159ZM215 153H216V155H215ZM20 154V155H21ZM63 154V153H62ZM173 155L172 157H171V155ZM175 154V155H174ZM180 154V155H179ZM207 154V153H206ZM264 154V153H263ZM3 155V156H2ZM8 155H10V161H9V158H7L6 159V156L7 157H9ZM69 155V154H68ZM74 155V156H73ZM94 155H95V153H94ZM143 155H145L144 157H143ZM159 156L157 159H154V158H156V156ZM179 155V157H176V156H178ZM63 156V155H62ZM93 156V155H92ZM146 156H147V158H146ZM152 156H155V157H153L152 158ZM67 157V156H66ZM73 157V158H72ZM90 157V156H89ZM149 157H151V159H149ZM175 157H176V159H175ZM27 158V157H26ZM67 158H70V157H67ZM83 158V157H82ZM179 158V159H178ZM16 159H17V156H16ZM35 159H36V157H35ZM34 159V160H35ZM37 159H38V157H37ZM146 159L147 161L146 162H144V160ZM12 160H15V164H11V163H14V162H12ZM27 160H28V158H27ZM33 160V161H34ZM40 160V161H41ZM46 160V159H45ZM45 160H44V162H45ZM61 160V159H60ZM63 160V159H62ZM66 160V159H65ZM65 160H64V162H65ZM256 160V159H255ZM6 161V162H5ZM29 161V160H28ZM85 161V162H84ZM87 161H90V162H87ZM201 161V160H200ZM208 161V160H207ZM260 161H262V163H263V159H261ZM19 162V163H18ZM23 162H25V163H23ZM36 162V161H35ZM210 162V161H209ZM255 162V161H254ZM31 163L32 162H29L28 163V166L27 167H29L30 168V166H31ZM37 163H39V161H37ZM36 163V164H37ZM41 163V162H40ZM43 163V162H42ZM57 163V162H56ZM83 164V165H82ZM202 164V163H201ZM206 164V163H205ZM256 164V163H255ZM33 165V164H32ZM82 165V168L80 167V166ZM218 165H220V166H218ZM260 165H261V167H260ZM37 166V165H36ZM48 166V165H47ZM207 166H208V164H207ZM252 166V167H251ZM262 166H263V168H262ZM33 167H35L34 165H33ZM49 167V166H48ZM57 167H59L58 165H57ZM61 167H63V166H61ZM79 167L81 168V169H79ZM198 167V166H197ZM210 167V166H209ZM38 168V167H37ZM42 168V167H41ZM30 169H35V168H30ZM22 170H24V172L25 173H27V175H25L24 174V177L26 178V180H27V178L29 177V176H31V175H33L34 176V178H32V177H30V178H28V180L26 181L25 179H24V181H26V182H23L22 180H21V185L20 184H15L16 182H11V181H13L12 179H13V175H18ZM36 171H35V173L38 171L37 169H35ZM194 170V169H193ZM205 170H207V169H205ZM41 171V170H40ZM62 171V170H61ZM32 172H34L33 170H32ZM44 173H46V171L44 172ZM50 173H51V171H50ZM31 174V175H30ZM42 174V173H41ZM175 175H176V177H175ZM61 176V175H60ZM172 176V177H171ZM174 176V177H173ZM221 176H224V179H223V177H221ZM39 177V176H38ZM47 177V176H46ZM261 177H258V178H260L261 179ZM15 178V177H14ZM23 179V178H22ZM257 179V178H256ZM39 180V179H38ZM57 180V179H56ZM60 180V181H61ZM258 180V179H257ZM14 181H17V180H15L14 179ZM32 181H31V183H32ZM255 181V180H254ZM24 184H23V183ZM46 182H47V180H46ZM259 182V181H258ZM18 183V182H17ZM43 183V182H42ZM60 183H59V185H60ZM14 184V185H13ZM23 184V185H22ZM57 184V183H56ZM20 185V186H19ZM44 185V184H43ZM50 185V184H49ZM48 185V186H49ZM54 185V184H53ZM52 185V186H53ZM56 186V187H60V186ZM17 186V187H16ZM19 186V187H18ZM22 186V187H21ZM248 186V187H247ZM30 187V188H31ZM247 189H245V188ZM19 190H18V189ZM25 189V190H28L29 191V193H27L26 194V192H25V190H24V194L22 193L21 194V191H23V190H21V189ZM29 188V189H30ZM63 188V189H62ZM161 188H162V190L163 191H165V188H168L167 189V191L164 193L162 190H161ZM55 189V188H54ZM62 189V190H61ZM246 190L245 191V193L243 194V190ZM27 191V192H28ZM166 193H168L167 194V196H165L166 195ZM46 194V193H45ZM40 195V196H39ZM248 195V196H247ZM63 196H65V198H63ZM252 196V197H251ZM255 196H259L260 198H261V200L259 199V198H253V197H255ZM44 198V199H43ZM54 198H55V196H54ZM63 198V199H62ZM137 199L136 201H134L135 199ZM49 199V200H48ZM131 199H133V201L132 202H134L133 204H135V203H137V204H135L133 207H130V205H131ZM251 199H253V202H251ZM255 199H257V200H259V201H257L256 200V204H253L252 205V203H255L254 201H255ZM53 201V203H51L52 201ZM128 200V201H127ZM129 200H130V205H128L127 206V204H128V202H129ZM56 201H61L60 202V204H61V206H59V208H57V205L55 204V203H58V202H56ZM264 204V203H263ZM54 205H56V207H53ZM260 205H262V204H260ZM180 206H182V210H179V207ZM262 206H264V205H262ZM56 210V211H55ZM256 210V209H255ZM254 212V213H253ZM261 213V212H260ZM261 216V215H260ZM261 218V217H260ZM263 218V217H262ZM261 218V219H262ZM258 219V218H257ZM259 221H260V219H259ZM264 221V220H263ZM263 221H261V222H263ZM261 222L260 223H258V225H257V227L261 224ZM263 225H264V222L262 223ZM201 228H205L206 230H207V233L205 232V230L203 231V233L205 232L206 233V235H204V236H202V235H200V233L202 232V230H200ZM200 230V231H199ZM257 230V231H256ZM259 232V233H258ZM208 233L210 234V235H208ZM257 233H258V235H257ZM213 236L214 237V239H215V237L216 238H218V239H220L221 240V238H222V240L220 241V243H219V240L217 239L216 240V242L220 245H217V243H216V248H214L213 249V247H215V246H212L211 244L212 243H214V242H212L214 239H208V237L209 236ZM247 235H248V237H247ZM211 236V237H212ZM221 236V237H220ZM212 237V238H213ZM250 237V238H251ZM210 238V237H209ZM256 238L254 239V244H255V241H256ZM261 239H263V240H261ZM198 240V241H197ZM210 240H212L210 243L208 242V241H210ZM250 240V239H249ZM195 241V242H194ZM199 243V245H198V247H197V245L196 244H198L197 242ZM215 241V240H214ZM222 241H223V243H222ZM251 241V240H250ZM257 241H256V243H257ZM252 242V243H253ZM261 242V243H260ZM191 243V245L189 246L188 244H190ZM193 243H196L195 245H193ZM207 243H209V244H207ZM188 246H187V245ZM182 245H184L185 246V248L182 246ZM202 245V246H201ZM208 245H210L211 246V248H210V250L208 249ZM196 248V250H195V248ZM200 246L203 248L204 246L206 247H204L203 249L204 250H202L201 248H200ZM248 246H249V248H250V246L253 248H255V250L254 249H249L248 248ZM264 246V245H263ZM262 245L260 246V247H263ZM170 247H171V250L173 249V248H175V250H173V252H171V255H170V253H169V250H170ZM187 247H189V248H187ZM191 247H193V250H194V252H193V250L191 251V252H193V253H191L190 251H189V256L187 255V257H186V255H185V257H184V251H186L187 249H189V250H191L190 248ZM184 249V250H183ZM257 249H260V250H257ZM262 249V250H261ZM170 250V251H171ZM207 250V251H206ZM188 251V250H187ZM186 251V252H187ZM175 252V253H174ZM186 252H185V254H186ZM174 253V254H173ZM200 253V254H199ZM188 254V253H187ZM194 256V255H193ZM184 257V258H183ZM195 258V257H194ZM4 259V260H3ZM6 259V260H5ZM70 260V261H69ZM192 260V259H191ZM196 260V259H195ZM197 260V261H198ZM199 262V261H198ZM220 263V264H221ZM182 264H185V263H182ZM199 264H200V262H199Z\"/></svg>",
  "mask_w": 264,
  "mask_h": 264
},
{
  "label": "rangeland",
  "instance_id": "obj_2",
  "mask_svg": "<svg viewBox=\"0 0 264 264\" xmlns=\"http://www.w3.org/2000/svg\"><path fill=\"white\" fill-rule=\"evenodd\" d=\"M61 1H62V0H61ZM64 1H67V0H63V1L61 2V4L64 5V7L66 6L65 8H67V7L70 8V6H68V4L70 5V3L66 2L65 4H63ZM68 1H69V0H68ZM70 1H72V0H70ZM74 1H75V0H74ZM106 1H107V0H106ZM120 1H122V2H120ZM120 1H118V0H117V1H115V0H114V1H111V2H110L111 4L109 3V4H108L109 7H108L107 4H106L107 2H105V1L102 2V0H76L77 4H76V2L73 3V1H72V4H73V5L71 4V8H72V6H74V8H75V10H74V8H72L73 11H72V10L68 11L69 9H68V10H67V9H64L63 6L60 5L59 1H56V2H55V3H57V5H58V3H59L58 6L55 5L57 8L54 6V3H51V4H53V6H54L55 8L52 6V7L49 8L48 10H46V9L44 8L45 6H47V3H46V5L44 4L43 10H44V9H45V10H44V13H43V14L46 15V16H49L48 14H53V16H54V15H56V14L59 12L60 14L58 13L56 16L59 15V17H61V19H62V16H60V15H62V14L66 15V14H67V13H65L66 11L68 12V15H70V17H71V15H72V17H73V14H74V15L76 16V18H77L78 14H79V16H80L81 18L78 19V20L76 19V21H74V19H73L72 17L70 18L68 15H66V16H67V20H65V23H63V24L59 22L61 19H58L59 17L57 18V17L55 16V17H56V20L58 19V21H56V22L60 23V25L62 24L61 27L64 26V33H65V34H67V33L71 34V35L68 34L69 36L67 35V36H68L67 38L71 37V38H70V39H71V43H70V44H71V45H70L71 47H75V48H76V47H79V44L81 45V44H83L82 42L85 41V42H88V43L86 44V43L84 42V44H83L84 46H83V45H81V46L85 47L86 45H90V46H89V48H90V47L92 46V44L94 43L93 46L91 47V48H92V51H91L90 49H89V51H87L88 48L85 47V48H87V50L84 49L86 52L83 50V53H84V52H85V53H88V52H89V53H92V54L97 53V52L93 53V50H94V49L96 50V49H98L99 47H101V46H99V47H97V46L100 45V44L103 42L102 48H99L100 50L98 49L99 51H98V50H97V51H98V53H99L100 51H103V52H104V54H105V60H104L105 63L108 61V59H110V57H113V56L115 55L116 52H117V54L119 53V55L121 54V53H120V51H121L120 48H121L122 46H120V44H119L120 41H122L121 43H122V45H123V48H122V51H123V49L125 50V48L128 47V46L126 47V45L129 44V42L131 41L130 39L132 38V41L130 42V44H131V43L135 44V47H134V48H133V47H132V48H129L130 46H132V45H129V47H128V49H127V50H129V51L125 50L126 53H125V52L123 53V52L121 51V52H122V54H121L122 56H121V57H123L124 61L130 60V59L133 60V57H135L134 59H135V60L137 59V60H136L137 62L134 61V60H133V61H132V60L128 61V62H130V63L126 62V63H128L129 67H130V64L132 65V63H133V65H132L131 68H128V65L126 66L128 69L124 68L125 66L123 67V65H121V67L124 68L123 71L125 72V69H126L127 71H126L125 73H124V72H123V73L121 72V73L124 74V75H122V74L120 73V76L122 75L123 77L121 76V78L118 79V76H119L118 71H119V70L117 71V69L120 68L119 65L123 63V59L120 57V58H121L120 60H122L121 62H119L120 64H119L117 61H115V62L118 63L117 65H115L116 67L114 68L113 65H111V66H112V67L114 68V70L117 72V73H116V72L113 70V71L115 72V74H118V76L113 75V74H114L113 72H112L113 74H110L111 71L109 72V74L111 75V77H112V75H113L114 78L117 77V79L119 80V81H117V80H113L114 82L117 81V82H119V83H121V82H122V83H125V81L123 82L124 79H125V80H129V78H128V79L125 78L127 75H129V74H131V73H135V72L137 71V69H138V70L140 69V70H139L140 72L138 71V72H137L138 74H137V73H136V74H133L134 76H133L132 74L129 75V77H130V76H132V77H131L130 81L128 82V84H130L131 81H132L133 84L131 83L132 86H131L130 88L133 89L134 91L131 90V91H132V92H131L132 94H130L129 86L126 85V86H127L126 89L129 91V95H128L129 97H128V100H127V98H125V99H126V100H125L124 98H121V97H120V96H122V94H123V95L125 94V96L127 95L126 93H127L128 91H127L126 89H123L122 91H119V92H121V93H120V94H117V93L115 92L116 87H114V84L111 86V85H110L111 83H110V84H109L110 86H109L108 83H107V81L109 82L110 80H111V82H113V81H112L113 77L111 78V77L108 76V79H109V78H110V79H109V80L105 79V80L103 81L102 78H103V77L105 78V77H107V76H102V77H101L102 84H104V83L106 84V83H107V85H106L107 88L112 87V88H110L111 90H110V89L108 90V92L110 91V93L107 94V96L109 95L110 97H113V98L108 97L107 99H104V98L106 97V93H105V92H104V93L102 92L103 95H104L105 97L102 95V93H99V94H101V96H102V97H101V96H99V97H101V98L104 100V102H103L104 105H103V104H102V99H100V98H98V97L96 96V98H98V99L100 100V101H99V100L97 99V101H96V99L94 98L95 95H94V96L92 95V96H93V97H91L92 100H91L90 97H89L90 99L88 100V98H86V96H87V93H86V96H84V97H83V94H82V97L84 98V104H82L83 101L80 100L81 102L79 101V103L73 105V104H71L73 101H71V103H69V105L71 104L72 107H71V106H70V107H69V106H68V107L66 106L68 109L70 108L69 113H68V110L65 109L66 107L63 108L64 110H67V114H68V115H67V114L64 112L65 114H64L63 118L60 117V118H62V119H60V120H61V121L63 120L62 122H64V123H65L66 119H68V120H71L72 118L74 119L73 115H74L75 117H76V116L78 117V114H79V113L82 115V113H81L80 111H83V116L85 115L86 117H85V116H84V117L86 118V120L88 119V120L86 121V122H87V123H86L87 125L89 124V122L91 123V121H89V119L93 121V122H92L93 125H92V124H90L89 126L86 125L87 127H85V128H87V130L84 128V129H85L84 131H85V132H86V131L88 132V133H85V134L90 135V136H89L90 138H88L87 135H86V136L84 135L83 137H86V138H83V137L81 136V133H84V132L79 131V128H82V126H80V124H85V121L83 120V118H81L80 121H78L79 118H78V119H77V118L74 119V121L71 120L72 123L74 122V125H75V122H76L75 127H73V124H72V125H71L70 123L68 124V123H67L68 121L66 122V123H67L66 125H65L64 123L61 122V123L64 124L65 126L59 124V122L56 123V121H58V120H56V119H57V118H56V115H57V113H58V115H59V113H60L61 111L58 112V110H55V109H58V108H56V107L58 106L59 102H60V105H61V103H63V102H61L62 99H63V95L61 96V94L64 93V91H62V89L65 88L64 81H65V80L67 81V78H68L69 75H67V77L64 76V77H65V80H64V81L59 80V79H61V78H60V76H58L57 79L59 80V81H58L59 83H58V82H57V83H58L60 86H62V83H63L64 85H63L62 87H59L58 84H57L58 87H56V84L54 85V83L57 81V79H55V80H56L55 82H54L52 79H53L57 74H59V73L56 72V73H57V74H56V73L54 72V70L52 69V71H53L56 75L54 76L53 73H52V74H49V76H50V75H51V76L53 75L54 77L52 76V77H51L52 79H50V78L48 79V77H47V79H48V81H49V80H50V81L52 80V81L54 82V83H53L52 81L50 82V83L53 84V87H52V85H51V87H49V86H50L49 83H48V85H41V90H40V92H41V91L44 92L43 90H47V92H44V93H47L48 95L51 94V95H49V98L52 97V96H53L52 93H54V96H53V97H56V96L59 97V96H60L62 99L60 100V97H59V98L57 97V98L59 99V101H57V100H55L56 98H53V99L50 98L51 100L48 101V102H51V103L53 102L54 104L57 103V106H54V107H53V105H51V106L49 105L50 108H51V110H49V109H48L49 106H48L47 104H45V106L48 107V108H45V106H43V107L45 108V110H44V108L42 109V111L44 110V111H43L44 113L42 112L43 114H42L41 112H38V110H40V109H38V108H39V107H38V108H37V109H38L37 112H38V114L41 113V117L39 118L38 116H36V117L33 116V118H32V113H31V114H30L31 117L28 118V119H30L31 121H26L27 124L29 123V124H28V128L31 129L32 127H36V128H33V129L36 130L35 132L38 131V132H40L39 134H41V132H42V134H44V133H46V132L49 133V135H48V133L45 134V135H46V136H45V139H44V138L41 139V140H43L42 142H45V143H44L45 145H43V147H42V145H40V148H41V149L38 148L39 150L36 149V150H37V151H36V152H37L36 154H42L41 152L43 151V154H45V155H44V160H45V159H46V160H45V162H44V160L42 161V160L40 159L41 156H42L41 158H43V155H38V156L35 155V156H33V157H34L33 160L35 159V157H36V159L33 161L32 159H30L31 156H30L29 154H27V153H29V152H28L29 149L26 147L25 149H28V150H27V151H26V150H25V151H22L23 154L25 153V154L27 155V156L24 155V156H25L24 159H22V158L24 157L23 154H21L22 152L20 153L21 155H20V154L16 155V156H17V159H16V156H15V157L13 156V158L16 160V163H17V160H18V159H19V160H18L19 162H20L21 159H22V161H26V162H27L26 167H25V164H22V163L20 162L21 165L24 167V169H26V171H27L28 174H29V173H33L34 176H35V174H36L35 177L37 178V180L35 179L34 181H32V180H33V179H32V180H31L32 183H31V181L28 180V178L32 177L33 175L30 174L31 176H29V177L27 178V180H28V181H27L26 178L24 177V174L27 175V173H25L24 170H22L18 175H16V176L13 175V179H12L13 181H11V182H12V183H13V182H16L15 184H17V185L20 184V185H21V183H20L21 180H22L23 182H26V181H27V183H25V185H23L24 183L22 182V183H23L22 185L24 186L23 188H26V189H28L29 191H33L31 186L33 185V189H34V187H35L34 185H36V184H33V182L37 181V182L40 183V182L42 181L43 183H42V182L40 183L41 186H39L38 191H39V194L42 195V190H43V193H44V194H43V196H40V195H39L40 198H41V197H44V196H47V195L50 196V195H53L54 193H56L57 190H59V188H61V186L63 187V184H61V183H62V180L60 179V180H61V181H60L59 178L62 177V175H63V173H64V170H65L66 167H67L68 162H69V163L71 162V161H68L67 159H70V160H71V156H70V155H72L71 153H72V151H74V149H75V148H74V144L76 143V144H75V146L77 145L76 148H79V150L82 149V152H83V151L85 150V147L88 149V148L91 146V145H90L91 143L89 142V140L92 139V133L94 132V130H96L95 128H96L97 126H99V125L102 126V128H100L101 126H99V132H101L100 129H103V128H104V130H105V128L107 129L108 126L111 127V125H113V122L115 121V119H112L111 117H112V115H114V113L111 114V113L113 112L112 109L110 110L111 113H109V112H108L109 110L106 109V108L110 109V108H109L110 106L107 107L109 104L106 105L107 102L109 103V101H107L106 104H105V101L108 100V99H110L111 102L113 101L112 103L110 102V104H111L113 110H114V109L116 110V108H115L114 106H117V104L119 103V108L121 107L120 110L122 111V114H123V116H121L122 114H121V112H119L120 114L115 115V116H119V118H118L119 120H121L122 117H124V119H125V117H127V116H126V115H127V111L129 112V113H128V114H129L128 116H130L131 119H132V117L135 118V120L132 119V120H133L132 123H135V126H136L135 128H137V129L139 128L138 130H135V131H137V132H140V130H141L144 126H145V127H146V125L149 126V124H151L152 122H155V121H156V124H158L157 121H160V120H161L162 122L164 121V119L162 118L163 115L160 116V114H159V116L161 117V119H158V120H155V121H152V122L150 121L149 118H148V119L146 118L147 120H149V121L151 122V123L149 122V124H147L148 122L146 123L147 120H145V116H146L147 111H150V110H147V111H146V108H145V112H146V113H145V112H142V110H140V112H141V114H140V112H139V108L143 109V108H142L143 104H146V103L148 102V104H147L146 106H149V109H150V106H151L152 104L155 106V102L157 101L158 98H159V99H162V97H165V98L168 99V100L166 99V101H167L168 103H170V102L172 101V102H171L172 105L169 104V106H171V108L174 110L175 113L172 112V111H170V112L176 114V111H177V114H176V115L180 116L181 119H182V121L180 120V117H179V118H176V120H178L179 122L181 121L182 123L180 122V125H181V124H182V125L184 124V125H185V128H184V125H183V127H182V125H181V127H180V128H181V131L179 130L180 128H177V130H179V131H177V130H176V127H175L176 124H173V125L171 124V125H169V123H168L167 125H169V126H167V127H168V128L170 127V129H168V128H166V122H167V121H166V122L164 121V123H165L164 127H165L166 129H164V127H163V128H159V127H162L163 124H164V123L162 124L161 121H160L159 124H162V126L159 125V124H158V126H157V125H156V126L154 125V126H155V128L157 127V128H159V129H161L160 131H159V129H158V132L161 133V131H162L161 135H163L164 138L166 137L165 140L167 139V140H166V141H167V144H166V145L164 144L165 142H164V143H163V142H160V143H163V144H164V145H163L164 149L169 148L168 146H170V145H171V146L174 145V147H175V146H176V147L178 146V147H181V149H183V150L179 149L180 151L176 150L177 152H180V154H181V151L184 152L185 150H187V151L190 150V147L192 148V146H194V145H195V146H199V145H201L202 148H203V150H205V149H207V150L210 149V150H208V152H207V150H205L207 154H206L205 152H202V149H201V153H205V155H204L201 159H199V160H197V161L195 162V163L198 162V164H196L198 167H197V166H196V167H193L194 170L191 169L192 171H194V172L192 173V174H193L192 176L195 177V175H196L197 179H199V178H198V175H199L200 172H201V173H202L203 171H204V172H205V171L208 172L209 169H210L212 166L216 165V164H214V163L211 162V160H213V161H214V160H217V158L213 155V152H214V151H217V150H216L217 148H215V147H217V145H219V143L221 142V140L224 139L223 141L225 142V140H226V138H227V136H228L229 133H230L229 135H230L231 139L233 140V145H234V142H235V144L237 143L236 146L234 145L235 147H237L238 144H239V146H238L239 148H238V147H237V148L239 149V152H240V156H241V157H240L239 160H241V162H244V161H245V163H247V165H249V166H250V165L253 166V163H254V166H253V167H255V165L257 166V165H259V164H261V165L263 164V166H264V154H263V153H264V150H260L262 147L260 148L261 145H260V143H259V139H255V138L258 136V133H259V132H255V133H257V136H254L255 133L252 134V132H251V131H253V130H249V128L252 129V127H253L254 125H257L256 127L258 128V126L260 125L261 122H259V123L257 122V123H256L255 121H256V120H257V121H260V120L262 119L261 117H264V111H262V110H263L262 106H261L260 104H255V102H257V103H258V102L261 103V102L264 100V97H262V96H264V95H263V94H260V95H261V99H262V100H261V99H260V95L256 94L257 92L255 91V92H256V93H255V92L252 90L254 87H256V86L258 85L259 87L257 86L255 89L258 88L259 90H257V91H261V89H260L261 87H260V85H259L260 83H257V82H258L259 80L262 81V79H259V80L256 79V80H257V81H256L255 78H256V76H258V75H259L260 77L264 76V74H263V73H264V38L260 39L262 33H261V35L259 34L260 37L257 35L258 37L256 38V34H255V37H254V38H250L251 41H252L253 39H254V40H255V39H256V40H257V39H260V40H261V41H258V40H257L258 43L255 42V41H252V42H254V43H252V44H253V48H251V45H250V47L247 48V54H246V57H247V58H246V60H247V63H249L250 68H249V65H248V64L245 65V63H244L245 61H243V63H242V65L244 64V65L246 66L245 68H244V66H241V65H239V64L236 62L238 59L235 61L237 65L234 63L236 66L239 65V66L237 67V70H238V68H240V66L243 67V68H242L243 72L241 71L242 74H241V72H240L241 68H240L239 71H238V73H240L241 75H243V73H244V76H245V77L243 76V78H246V74H247V79L250 77V73H251V72H249V70H251V71L253 70V73H252L253 75H251V76H252L251 78H254V77H255V78L252 79V80L250 79V80H248L247 82L245 81V79H244V81H241V80H240L241 83L244 82V83H242V84H239L240 82L238 83V81H236L237 79H235V81H234L233 79H231V80H232L231 82L234 83V84L231 83L232 85H235L236 83L239 84V86H235V87L232 86V87H234V88H232V89H233V90H234V89L237 90V92H238L239 90L242 91V92L245 91L248 95H247L245 92H243V93L240 92V91H239V92L242 93V95H244L245 97H247V96H249V97H247L246 99L242 98V99H244V100H241L242 102H241V103H238L239 106H237L236 104H234V105H236V107H238V111L236 110V111H235L236 113L234 112L235 114H237V116H235L234 113H232L231 116H230L229 114L226 115L227 112H225V110H223V109H225V108H222V106L220 107V108H222V109H220V108L218 109V108H217L218 105H220V103L222 102V101H221L222 99L219 100L218 97L220 96V94L224 93V91H225V90H224L225 87H223V89H219L220 86L218 85L219 83H217V82H218L217 78H219V77L222 78V76L218 75L219 77H217V76H216L217 74L214 75V74L216 73V71H215V73H214V69H215V68L212 67L213 64H211V63H214L213 60L215 61L216 56H217L218 54L216 53L217 55H216V56L214 55L215 58H214L212 61H210V58H208V57H210V56H207L206 54L203 55V56L206 55V57L208 58V60H207V59L204 60L205 63H208V62L210 61V62L207 64V66H209V67H207V66L205 65V66H206V67H205V68H206V71H207V73H208V75H209L208 78H209L210 80L206 81L207 83L204 84V81L207 79V76H208V75H207V73H205V75H204V74H203V71H204V70H202V69H201V72H202V73L200 72V70H197V66H202V67H203V64H205L204 62L202 63V60H201V59H202V57H201V56H202V53H201L200 55H193V56H195V58H196V57H197V58L201 57V58H199L200 61L198 60L199 63H198L197 58H196V61H197L198 64H197V65L194 64V63H196V61H195V58H192V55H191L192 50H191V49H193V47L196 46V44H194V43L192 42V43L194 44V46L192 47L193 44L190 43L192 40L189 39L188 43H189V46L192 44V45H191L192 48H191V47L187 46V43H186L187 40H188L187 38H191V37H190L191 35H192V37H193V34H191V33H190L191 35H190L189 33L187 34V32H189L190 30L187 31V32L185 31V32H186L185 35H190V36H188L187 38H184L185 35H184V32H183V29H181L182 31H180V32H182L181 34L184 35V37H183V38H179V37H178V38H177V42L179 41L178 43H177V42H173V43H172V42L170 41V42H169L170 44L166 45L167 48L164 47L165 44L168 43L167 41H169V39H168L169 36L172 35V34H171V35H168V34H170V33L167 32V31L169 30V27H171V26L173 25V28H174V26H175V25L177 26V24H178L177 21H174V17H172V16H173V13H174V12H175L174 14L177 13L178 8L180 7V5H182V4L184 3V1H186V4H187V5L184 3V4H183L184 7L182 6V7L185 9L184 11H186V9H188V10H189V13H190L192 16L196 17V16H199L198 13H199L201 10H205V11H206V10H208L209 8H211V9H209V10H212V9H213L211 5H210L211 7L208 6L209 4L207 5V3H210L211 0H209V1H208V0H188V1H187V0H180V2H179V1H176V0H175V1L172 0V1L174 2V4H173V2L171 1L173 5H172L171 3H170L171 5L167 4V5L171 6V7H169V6L166 7L167 5L164 4L165 1L162 3V2H160L161 0H160V1H159V0H152L153 3H154V1H155V3L153 4V6H152V1H151V0H147V1H145V0H144V1L140 0L141 2H140V1H137V4H138L139 2L141 3V5L138 6V7H141V6H143V5L145 6V5H146V4H145L146 2L149 3L148 1L151 2V3H150L151 5L147 4V5H148V7H147V13H146L145 10L142 11V9H143L144 7H143L142 9L140 8L141 10H139V11H141V12H143V13H140L138 10H136V9L138 8V7H137V4H136V7H137L136 9H134V8H135V5H134V8L131 7V6L133 5V4H132L133 2L136 3V0H135V1H134V0H131V1H130V0H124V1H123V0H120ZM157 1L160 2L161 4L158 3V5L154 6L155 4H157ZM192 1H193V2H192ZM194 1H196L195 4H193ZM220 1H221V0H220ZM220 1H219V2H220ZM224 1H225V0H223V2H224ZM227 1H229V0H227ZM247 1H248V0H246V2H247ZM250 1H251V0H250ZM252 1H254V0H252ZM252 1H251V2H252ZM260 1H261V0L257 1V2L255 3V6L258 5V4H259L258 2H260ZM108 2H109V0H108ZM116 2H117V3H116ZM118 2H119V3H118ZM124 2H125V3H124ZM127 2H129V3H128L129 6L126 4ZM130 2H131L132 5L130 4ZM142 2H143V3L145 2V3L143 4ZM176 2H177V6L179 5L178 7L175 6ZM182 2H183V3H182ZM211 2H213V1H211ZM223 2L221 1V3H223ZM102 3H104V4H102ZM165 3H166V2H165ZM178 3H179V4H178ZM217 3H218V1L214 0V6L217 5ZM221 3H220V5H221ZM260 3H262V6L264 7V5H263V4H264V1H263V2L261 1ZM21 4H22V3H21ZM21 4H20V5H21ZM37 4H38V3H37ZM48 4H49V3H48ZM66 4H67V5H66ZM105 4H106V5H105ZM117 4H118V5H117ZM119 4H121V5H119ZM122 4H123L124 6H123ZM163 4H164V5H163ZM211 4H212V3H211ZM224 4H225V3H224ZM224 4H223V5H224ZM229 4H230V3H229ZM249 4H250V3H249V1H248V4H247V5H249ZM252 4H254V2H253ZM18 5H19V3H18ZM20 5H19L18 7H16V11L13 10L14 13H13L12 11L7 12L8 10L6 11V10L4 9V11H5V15H6L7 13L11 14V16H12V13H13V14H16L15 12H17V10H18L19 7H21V8L24 10L23 5H22V6H20ZM35 5H36V3H35ZM103 5H104V6H107L108 8H107V7H104ZM110 5H111V6H110ZM147 5H146V6H147ZM160 5H163V6L166 5V6H165V7H162V8H159V10H161V11H159L157 7H160ZM185 5H186V6H185ZM223 5H222V6H223ZM231 5H232V4H231ZM259 5H260V4H259ZM15 6H16V5H13L12 8L14 9ZM25 6H26V4H25ZM28 6H29V9H30V8H31V7H30L31 4H29V5L27 4L26 7L28 8ZM37 6H39V8H37ZM37 6H35L37 9L34 8L35 10L33 11V13L36 12L37 10H39L40 7L43 6V4H42V6H40V5H37ZM48 6H49V5H48ZM50 6H51V5H50ZM50 6H49V7H50ZM116 6H117V7H116ZM120 6H122V7L120 8ZM149 6H150V7H149ZM224 6H225V5H224ZM224 6H223L222 8H224ZM226 6H227V5H226ZM249 6H250V5H249ZM255 6H254V7H255ZM260 6H261V5H260ZM262 6H261V7H262ZM26 7H25V10L27 9ZM58 7H59V8H58ZM84 7H86V8H84ZM89 7H90L91 9H90ZM114 7H115V8H114ZM125 7L128 8V9L133 10L134 13H133L131 10L127 11L128 9H126ZM154 7H156V8H154ZM173 7H174L175 9H174ZM182 7H180V8L182 9ZM206 7H209V8H206ZM219 7H220V8H218L217 6H215V7H214L215 10H212L211 12L213 13V11H216V10H217V12H216V13L214 12L213 14H214V15L217 14V15H219V17H220V16H223V13H225V12H223V11H225V10L222 9L221 6H219ZM250 7H251V6H250ZM250 7H249V8H250ZM254 7H253V8H254ZM256 7H257V6H256ZM261 7L258 6L259 9H260ZM32 8H33V7H32ZM46 8H47V7H46ZM53 8H54V9H57V10H55V12L57 11V13H54V11L52 10ZM61 8H62V9H61ZM71 8H70V9H71ZM92 8H93V9H92ZM95 8H96V9H95ZM119 8H120V9H119ZM148 8H149V9L151 8L150 10L152 11V12H150L149 14H148V12H149V9H148ZM164 8H167L168 10L165 9V10H166V11H165ZM171 8H172V10H174V11L171 10V11H172V16H171V18H173V22H175L176 24H172V23H173V22H172V19H171L170 17L167 16L168 14H167L166 16H165V14H164L165 12H166V13H170V12H167V11H169V9H171ZM225 8L227 9V7H225ZM247 8H248V7H247ZM249 8H248V9H249ZM258 8H256V9H257V14H258V10H259ZM19 9H20V8H19ZM22 9H21V10H22ZM29 9H27V10H28L29 13H30L31 10H29ZM60 9H61V10H60ZM76 9H77V10H76ZM84 9H85V10H84ZM88 9H89V10H88ZM106 9H107V10H106ZM109 9L112 11V13H111V11H110ZM144 9H145V8H144ZM152 9H155L154 11H156V10H158V11L154 12ZM162 9H163L164 11H163ZM218 9H219V10H218ZM21 10H20V11H21ZM23 10H22V12H24V13H25V12L28 13L27 10H26V11H23ZM32 10H33V9H32ZM50 10H51V11H50ZM91 10H96L97 12L94 11L95 14H97V13L99 12V14H97L98 16L96 15L97 17H95L94 15H92L91 13L94 14V12L91 11ZM115 10H116V11H115ZM121 10H122V11H121ZM124 10H125V11H124ZM134 10H135V11H134ZM179 10H180V9H179ZM196 10H197V11H196ZM222 10H223V11H222ZM253 10H254V9H253ZM253 10H252V11H253ZM261 10H262V11H261ZM261 10L259 11V12H260L259 14L262 15V14L264 13V12H263V11H264V8H261ZM4 11L1 13L4 17H2V16L0 17L1 20L3 19L2 22L0 21V23L3 24V25H4V23H5V26H2V25L0 26V27H3V28H0V29L2 30V31L0 30V40H1L2 42H3V41H6V40H4V39H5V36H7V37H9V36L11 37V36H12V37H13L14 34H16V38H17V39H16L15 37H13V38H10V37L7 38V37H6L7 40L10 39V42L7 41V43H9L10 46H5L4 44H6V42H4V44H3V45H4V50H6V52H8L7 49H11V48L13 47L14 50H15V49L18 50V51L20 50L19 53H21V51H22V53H23V52H24V53H27L31 48H32V49L35 48V49H34L35 51L31 49V50H32V53H33V51H34V52L37 51L36 46H38V47L40 46L39 51L42 50V47H41L42 45H40V44H42V42L45 43L46 41H43L44 36H43V39L40 38V37H42V36L39 35L41 32H40L39 34H36V33H38V31H40V30H38V29H39V28L41 29V27H42L43 29H41V30H43V31H42L43 35H47V36H48V35L52 34L50 31H45L46 28H47V27H46V24H47V22H48V27H50V25L53 27L52 24H53V22H54V24H55V20L52 21V22H51L52 24L49 25L50 22H49L48 19H47V18H49V17H46L47 22H46V21H45V22H41V21H40L41 24H42V23H46L45 26H41V24L39 23L38 20H40V19H42V18L44 17V16L42 17L43 14H42V13H41L42 15L39 14V13L36 14V13H37V12H36V13H34L36 16L33 14V15H34V18H32V16L30 15L31 17H29V19L32 18V19H31L32 22H33V19H36L35 17H37V20H35V21H36L37 23L40 24V27H39L38 29H37L38 26L35 27L38 31L36 32V30H35V33H34V32H33V30H34L33 27L36 26V25H39V24H36V25H34V26L31 25L32 22H31V24H30V23L27 21L28 18H27V20L25 19V18H26V15H27L26 13H25V17L23 16L24 13H23V15H21V16L19 17V18H21L20 20H19L18 17H14V16L11 17L9 14H7V15L10 16L11 18H8V16H7V19H4V18L6 17V16L4 15ZM40 11H41V10H39V12H40ZM45 11H47V12H45ZM48 11H50L51 13L48 12ZM61 11L64 12V13H62ZM75 11H76V12H75ZM89 11H91V12H89ZM107 11H108V12L110 11L109 13H111V14H115V15H111V14H110L111 17H112L113 19H112L111 17H109L110 15H109V13H108ZM113 11H115L116 13H115V12L113 13ZM120 11H121V12H120ZM130 11H131V12H130ZM205 11H203V13H204ZM221 11H222L223 13H222ZM254 11H255V10H254ZM22 12H19V10H18V15H20L19 13H22ZM31 12H32V11H31ZM41 12H43V11H41ZM52 12H53V13H52ZM71 12H72V13H71ZM87 12L89 13V15H86ZM122 12H123V13H122ZM124 12L126 13V15L124 14ZM135 12H139V13H140V16H139V14L136 16V15H135ZM181 12H182V11H181ZM193 12H195V13H193ZM207 12H208V11H207ZM211 12L209 11L208 14H210ZM219 12H220V13H219ZM248 12H249V11H248ZM262 12H263V13H262ZM29 13H28V14H29ZM45 13H46V14H45ZM47 13H48V14H47ZM70 13H71V14H70ZM77 13H78V14H77ZM120 13H121V14H120ZM157 13H158V14H157ZM201 13H202V12H201ZM201 13H200V14H201ZM203 13H202V14H203ZM227 13L230 14V13L228 12V9H227ZM227 13H226V15H227ZM243 13H244V12H243ZM246 13H247V12H245V14H246ZM253 13H254V12H253ZM253 13L250 12V14H253ZM30 14H31V13H30ZM127 14H131V15L128 16ZM133 14H134V16H132ZM136 14H137V13H136ZM144 14H147V15H149V16L144 15ZM154 14H155V15H154ZM159 14H160L161 16H160ZM170 14H171V13H170ZM178 14H179V13H178ZM180 14H181V13H180ZM184 14H185V12H184ZM247 14H249V13H247ZM254 14H256V13H254ZM254 14H253V16H254ZM259 14H258V15H259ZM40 15H41V18L39 19ZM64 15H63V16H64ZM90 15H92V16L89 17ZM100 15H101V16H100ZM105 15H106V16H105ZM107 15H108V18H106ZM124 15H125V16H124ZM156 15H157V16H156ZM162 15H163V17H162ZM176 15H177V14H176ZM205 15H206V12H205ZM258 15H255V16L257 17ZM27 16H29V15H27ZM51 16H52V15H51ZM66 16H64V17L66 18ZM82 16H83V17H82ZM146 16H147V17H146ZM151 16H152V17H151ZM154 16H155V20H156V22H154V21H155V20H154ZM159 16H160L162 19H163V18H164V19L161 21V19H160ZM169 16H170V15H169ZM177 16H178V15H177ZM206 16H207V18H208V15H206ZM209 16H210V15H209ZM224 16H225V14H224ZM239 16H241V15H239ZM247 16H248V15H247ZM251 16H252V15H251ZM253 16H252V17H253ZM22 17H23V18H22ZM55 17H51V20H52L53 18H55ZM64 17H63V18H64ZM94 17H95V18H94ZM98 17H99V18H98ZM127 17H128V19H127ZM139 17H140L141 19H139ZM143 17H144V18H143ZM156 17H157V19H156ZM165 17H168L167 19L170 18L171 20L169 19V21L165 23V21H167ZM203 17H204V16H203ZM203 17L201 16L202 19H203ZM212 17H213V16H212ZM214 17H215V16H214ZM226 17H227V16H225L224 18L220 17L219 20H221V18H222V20H223V19H225ZM228 17H229V15H228ZM232 17H234V16H232ZM237 17H238V16H237ZM242 17H243V15H242ZM245 17H246V15H245ZM256 17H253V18H256ZM262 17H264V16H262ZM262 17H261L260 19H262ZM14 18L17 19V20L15 21ZM69 18H70V19H73V21L69 20ZM85 18H86V19H85ZM97 18H98V19H102V20H101L102 23H101L100 20H99V22H97V21H98ZM124 18H126L127 20L124 19ZM130 18H132V19H130ZM133 18H134V20H133ZM135 18H136V20H135ZM142 18H143V20H142ZM145 18H146V19H145ZM149 18H150V20H149ZM152 18H153V19H152ZM201 18H200V19H201ZM215 18L217 19L218 17H215ZM249 18H251V17H249ZM8 19H10V20H8ZM46 19H45V20H46ZM81 19H82V23L84 22V23H83L84 25L81 23ZM94 19H95L96 21H95ZM105 19H109V20H108V23H107L109 28H108V27H107V28H104V27L107 26V24H106L107 21H106ZM159 19H160V21H159ZM176 19H178V18L176 17ZM190 19H191V18H190ZM210 19L212 20L211 16H210ZM231 19H232V18H231ZM257 19H258V18H257ZM257 19H256V20H257ZM5 20H7V21H5ZM25 20H26V22H27L29 25H28L27 23H26V24H23V22L25 23ZM42 20H43V19H42ZM63 20H64V19H63ZM103 20H105V21H103ZM141 20H142V21H141ZM153 20H154V21H153ZM157 20H158V21H157ZM164 20H165V21H164ZM206 20H207V19H206ZM213 20H214V19H213ZM242 20H243V19H242ZM244 20H245V19H244ZM247 20H248V19H247ZM262 20H263V19H262ZM8 21H9V24H7ZM12 21H13V22H12ZM17 21H19V22H20V21H21V22L23 21V22L21 23V25H23V26H21V25L19 24V22H17ZM43 21H44V20H43ZM113 21H114V22H113ZM135 21H136V23H137L138 25L134 24ZM139 21H140V22H139ZM150 21H151V24H150ZM189 21H191V20H189ZM189 21H186V22L184 21V22H180V23H182V27L187 28L185 25L187 24V22H188L187 25H189ZM224 21H225V20H224ZM249 21H250V20H249ZM249 21H248V23H249ZM6 22H7V23H6ZM36 22H35V23H36ZM85 22H86V23H85ZM104 22H105V23H104ZM138 22H139V23H138ZM163 22H164V24H162ZM210 22H211V21H210ZM258 22H261V20H260V21L258 20ZM258 22H257V21L253 22V20L251 19V21H250V23H249L250 25H248L247 21H246V24H247V25L245 24V21H244L243 24L246 25V27H247V26H248V27L250 26V28H251L252 26H254L255 23H257V24H255L256 27H259V26H260L259 28H261V25H262V24H259ZM17 23H18L19 25H18ZM33 23H34V22H33ZM35 23H34V24H35ZM58 23H57V26L60 27V25H58ZM113 23H114V24H113ZM140 23H143V24H140ZM146 23H148V24H146ZM152 23H153V25H152ZM154 23H155V25H154ZM170 23H171V26H169ZM222 23H223V21H222ZM253 23H254V24H253ZM262 23H264V22L262 21ZM6 24H7V27H8V25H9V27L11 26V27H13V29H15V30L12 29V31H11V30H10L11 28H9V31L7 30L8 33H7V32H4L3 30L7 28V27H6ZM104 24H106V25H104ZM132 24H133V25H132ZM156 24H158V25H160V26L157 27ZM167 24H168V26H167ZM191 24H192V23H191ZM240 24H241V23H240ZM251 24H252V26H251ZM13 25H14V26H13ZM24 25H28V26H27V27L25 26V29H24V28H21V27H24ZM42 25H43V24H42ZM101 25H103V26H101ZM115 25H116V26H115ZM146 25H147V26H146ZM149 25H150V26H149ZM151 25H152V26H151ZM162 25H163V26H162ZM164 25H165V26H164ZM217 25H218V24H217ZM217 25H216V26H217ZM220 25H221V24H220ZM236 25H237V24H236ZM236 25H235V26H236ZM238 25H239V24H238ZM244 25H243V26H244ZM258 25H259V26H258ZM30 26H31V27H30ZM54 26H55V25H54ZM129 26H131V27H130V28H127V27H129ZM132 26H135L137 29H136V28H133ZM142 26H143L144 28H143ZM145 26H146V27H145ZM153 26H154V27H153ZM155 26H156V28H155ZM161 26H162V27H161ZM176 26H175V27H176ZM262 26H263V25H262ZM4 27H6V28H4ZM29 27H30V29L33 28V30H31V31H32V34L30 33L31 31H28V32H27V30L29 29ZM59 27H56V26H55V29H54V27H53V29L55 30V32H56V30L59 31V32H58V35H57V34L55 35L57 38H58V36H59V33H60V32H61V33L63 32V30H60L61 27H60V28H59ZM97 27H98V28H97ZM102 27H103V28H102ZM125 27H126V28H125ZM138 27H139V28H138ZM150 27H153V29H151ZM159 27H160V28H159ZM164 27L168 28V29H166V35H165V31H164V34H163V29L165 30ZM188 27H190V26H188ZM218 27H220L221 30H222V28H223L222 26H219V25H218ZM218 27H216V28H218ZM229 27H231V26H228L226 29H228ZM233 27H234V26H233ZM233 27H232V28H233ZM237 27H240V26H237ZM241 27H242V25H241ZM241 27H240V28H241ZM248 27H247V28H248ZM16 28L18 29V31L21 29V30L19 31V32H21V37H20V33L18 34ZM19 28H20V29H19ZM44 28H45V30H44ZM56 28H57V29H56ZM85 28L87 29V31H86ZM131 28H132L134 31H136V33H137V31H138V33H137L138 36H137V34H135V32H134V33H133V31L131 32V30H132ZM204 28H205V27H204ZM247 28H243V27H242V29L249 30V32H248V31L246 32V30H245V31H244V30L241 31V32H244V35H245V32H246V34L248 33V35H250V34L253 32V29H254V30H257V29H255V28H251V29H250V28L247 29ZM22 29H24V30L26 31L27 35H24V36H23L22 33H23L24 30L22 31ZM30 29H29V30H30ZM62 29H63V28H62ZM77 29H78L79 31H78ZM129 29H130V30H129ZM143 29H144V30H143ZM145 29H147V30H145ZM149 29H150V30H149ZM154 29H156L157 32H156V30H154ZM158 29H159V31H161L160 33H159ZM220 29H219V31H220ZM223 29H225V28H223ZM235 29H236V27H235ZM261 29H262V28H261ZM261 29H260V30H261ZM47 30H48V29H47ZM49 30H50V29H49ZM82 30H84V31H82ZM123 30H124V31H123ZM126 30H129L130 32H129V31L127 32ZM142 30H143V31H142ZM151 30H152V32H151ZM184 30H185V29H184ZM187 30H188V29H187ZM230 30H231V28H230ZM260 30H257V31H260ZM5 31H6V30H5ZM10 31H11L12 33H11ZM25 31H24V32H25ZM44 31H45V32H44ZM51 31L54 33L53 30H51ZM85 31H86V32H85ZM125 31H126V35H125ZM144 31H146L147 34L149 33V34H151V35H153L154 33H157V34H155V35H156L155 39H154L153 36H151V35L149 36V38L145 35V37H147V40H145V41H148V43L145 42L144 44L147 43L146 45L143 44V47L145 46V48H141V47H142V46H141V44H142L141 41L143 40V38H142V40H141V39L139 38V36L142 37V35H143V37H144V34L146 33V32H144ZM149 31H150L151 33H150ZM205 31H206V30H205ZM209 31H210V30H209ZM211 31H212V30H211ZM213 31H214V33H215V30H213ZM219 31H218V32H219ZM235 31H236V30H235ZM262 31L264 32V29H262ZM262 31H260V32H262ZM3 32H4L5 34L7 33V35L3 34ZM13 32H14V34H13ZM16 32H17V33H16ZM48 32H49V33H48ZM82 32H85V34H84V35H85V37H84L85 40H83L84 38L82 37V36H83V33H82ZM100 32H101V33H100ZM111 32H112V35L109 34V33H111ZM113 32H114V33H113ZM123 32H124V33H123ZM139 32H140L141 34H140ZM142 32H144V34H143ZM180 32H179V34H180ZM190 32H191V31H190ZM201 32H203V30H201ZM216 32H217V30H216ZM220 32H221V35H222V33H223V34L225 33V32H223V31H220ZM220 32L217 33V34H220ZM232 32H233V31H232ZM250 32H251V33H250ZM9 33H10V34H9ZM28 33H29V35H30L29 37H28ZM44 33H46V34H44ZM47 33H48V34H47ZM56 33H57V32H56ZM61 33H60V34H61ZM77 33H78V38L75 36L76 38L73 37V39H72V36H73V35H77ZM122 33H123V34H122ZM128 33H131V38H128V37H127V35L130 36ZM152 33H153V34H152ZM158 33H159L160 35H159ZM167 33H168V34H167ZM205 33H207V32H205ZM205 33H201V35H200V33H198V34H199V36H198V34H197V37H198V38L195 37V35H194V37H193V41H194V39H195V40L198 42L197 39H199V37H201V36H202L203 34H205ZM211 33H212V32H209V34H211ZM226 33H227V32H226ZM228 33H229V30H228ZM236 33H237V32H236ZM249 33H250V34H249ZM257 33H259V32H257ZM12 34H13V35H12ZM34 34H36V36L38 35V37H36ZM116 34H117V35H116ZM132 34H134L135 37H137V38L134 37V39H133L132 36H134V35H132ZM179 34H178V35H179ZM181 34H180V35H181ZM209 34H207V35L209 36ZM237 34H238V33H237ZM252 34H254V33H252ZM4 35H5V36H4ZM8 35H9V36H8ZM17 35H19V36H17ZM33 35H34V36H33ZM63 35H64V34H63ZM87 35H88V36L92 35V37H93V36H94V37L91 39V41H89L90 38H91V36L88 37ZM99 35H101V36H99ZM109 35H110V36H109ZM114 35H115V36H114ZM155 35H154V36H155ZM178 35H177V36H178ZM213 35H215V34H213ZM228 35H229V34H228ZM230 35H231V33H230ZM238 35H239V34H238ZM240 35H241V34H240ZM242 35H243V34H242ZM32 36H33V39H34V40L31 39ZM39 36H40V37H39ZM47 36L45 37V39L47 38ZM53 36H54V35H52V36H50V37L53 38ZM60 36H61V35H60ZM60 36H59L60 41H59V38H58V42H60V44H59V43L57 44V43H56V42H57L56 39H55V40L53 39L54 41H56L55 43H53V44H55L54 47L58 45V47L61 48V49L63 50V49L66 47V44H67V43H68V47H70V46H69L70 39H69V42H67V43L65 44V43H63V42H65V41L68 40V39L64 38L65 36H63V38H64V40H65V41H64L63 39H61L62 36H61V37H60ZM86 36H87V37H86ZM97 36L100 37L101 39H103L104 36H106V37L109 36L110 39H108V37H107V38L104 37V39H103L104 41H102V40H101L100 38H98ZM122 36H125L126 39H125V37H123V38L125 39V40H124V39L122 38ZM158 36H159V37L162 36V37H160V39H158ZM163 36H165V37H163ZM173 36H174V35H172V39H173ZM177 36H176V33H175V38H176ZM211 36H212V35H210L209 37H211ZM223 36H224L225 39H226V36H225V35H223ZM252 36H253V35H252ZM18 37H20V38H18ZM26 37H27V38H26ZM35 37L37 38V40L35 39ZM48 37H49V36H48ZM50 37H49V38H50ZM116 37H117V38H116ZM119 37H120V39H119ZM151 37H152V38H151ZM167 37H168V38H167ZM205 37L207 38V36H205ZM213 37H215V36H213ZM213 37H211V38H213ZM216 37H220V36H217V35H216ZM227 37H228V36H227ZM229 37H230V36H229ZM233 37H234V36H233ZM236 37H238V36H236ZM236 37H235V39H236ZM250 37H251V35H250ZM263 37H264V34H263ZM1 38H3V39H1ZM28 38H29V39H28ZM38 38H39L40 40L42 39V41H39V42H38V43H39L38 45H36V46L33 45L34 47H32L33 42H34L35 40L38 41ZM49 38H48V39H49ZM82 38H83V39H82ZM87 38H88V39H87ZM96 38H97V39H96ZM105 38H106V39H105ZM111 38L113 39L114 43H112L113 41H112ZM127 38H128V39H127ZM138 38H139L141 41H140V40H137V41H136V39H138ZM163 38H164L165 40H166V38H167V40H166L167 43H163V44H161V43L163 42V40H164ZM170 38H171V37H170ZM175 38L173 39L174 41H176ZM196 38H197V39H196ZM201 38H202V37H201ZM201 38H200V40H201L200 42L203 43L205 38H204V37H203L202 39H201ZM211 38H210V39H211ZM222 38H223V37H222ZM231 38H232V37H231ZM240 38H241V36L238 38V40H239L240 43H244V42H245L244 44L248 43V42H246V39H247L246 37H245V40H244V38H243L244 42H243L242 40H240ZM11 39H12V40H11ZM15 39H16V41L13 43V41H14ZM30 39H31V41H30ZM45 39H44V40H45ZM48 39H47V42H46V43H47V45L49 44V47H50V43H48V41H50V39H49V40H48ZM74 39H75V40L77 39L78 43H77V41H73ZM81 39H82L83 41H81ZM115 39H116V41H115ZM148 39H150V42H149ZM180 39H181L182 41L184 40V42H181ZM185 39H187V40H185ZM220 39H221V38H220ZM223 39H224V38H223ZM223 39H222V41H223ZM225 39H224V41H225ZM250 39H249V40H250ZM32 40H33V41H32ZM51 40H52V39H51ZM53 40H52L51 42H53ZM128 40H129V41H128ZM134 40H135V43H134ZM165 40H164V41H165ZM202 40H203V41H202ZM207 40H208L209 42L212 41V40H209V38H208ZM207 40H206V42H207ZM216 40H218V38H217ZM231 40H233V38H232ZM231 40H228L229 43H230ZM249 40L247 39V41H249ZM11 41H12V42H11ZM29 41L32 42V43L30 44ZM80 41H81V42H80ZM94 41H95V42H94ZM100 41H101V42H100ZM123 41L125 42V46H124V42H123ZM126 41H128L127 44H126ZM138 41H140L141 44H140ZM155 41H157L158 43L155 44V43H156ZM160 41H162V42L159 43ZM220 41H221V40H220ZM251 41H249V44H250ZM73 42L76 43L74 46H72V43H73ZM90 42H91V44H89ZM116 42H117V43H116ZM143 42H144V41H143ZM194 42H195V41H194ZM213 42H214V41H213ZM213 42H212V43H213ZM225 42H226V41H225ZM231 42H232V43L235 42L236 44L238 43L237 41H234V42L231 41ZM0 43H1V42H0ZM11 43H13V46H11V45H12ZM34 43H35V42H34ZM36 43H37V42H36ZM46 43H45V46H46ZM105 43H106V44H105ZM137 43H139V45H138ZM180 43H181V44H185V45H183V46H186V47L189 48V51H191V53H190V52H188V53H190L191 57H188V58H187V55H186V56H185V54H184V55H181L184 51L187 52V49H188V48L185 49L186 47H181L182 45H181ZM198 43H199V42H198ZM207 43H208V42H207ZM214 43H215V44L219 43V45L222 44V45H220V47H217V48H219V49L221 48V46L223 47V43H221V42H219V41H217V43H216V41H215ZM255 43H256V44H255ZM28 44L31 45V47L29 46L30 49L27 47ZM56 44H57V45H56ZM97 44H98V45H97ZM104 44H105V45H104ZM113 44H114V47H115V48L113 47ZM115 44H116L117 46H116ZM118 44H119L120 48H119ZM148 44H149V45H148ZM160 44H161L163 47L160 46ZM171 44H172V46H171ZM176 44H177V45H176ZM208 44H209V43H208ZM226 44H227V43H226ZM226 44H224V49H225ZM236 44H235V46H236ZM244 44H243V46H244ZM249 44H247V45L249 46ZM254 44H255V45H254ZM3 45L1 46V44H0V46H1V48H2V51H3ZM153 45H154V46L156 45L157 48L155 47L156 49H152V47L154 48ZM158 45L160 46V49H158V48H159ZM174 45H176L177 48H176ZM197 45H198V44H197ZM199 45H201V44H199ZM206 45H207V44H206ZM210 45H211V44H210ZM213 45H214V44H213ZM232 45L234 46V44H232ZM238 45H239V43H238ZM45 46H44V47H45ZM61 46H62V47L65 46V47L62 48ZM103 46H104V47H103ZM168 46H170V47L168 48ZM201 46H202V45H201ZM216 46H217V45H216ZM216 46H215V47H216ZM228 46H229V45H228ZM240 46H241V44H240ZM245 46H246V45H245ZM245 46H244V47H245ZM5 47H6V48L8 47V48L6 49ZM46 47H47V46H46ZM46 47H45V48H46ZM49 47L46 48V50L48 49V51H49V52L46 51L47 55L50 54V53H53V54L56 56L55 53H57V51H58V52L60 51V52L62 53V50H60L58 47H57V49H56V50H57L56 52H55V50H53V52H52V49L54 48L52 44H51L52 49H49ZM68 47H67V48H68ZM71 47H70V48H71ZM83 47H81V48H83ZM112 47H113V48H112ZM116 47H118L119 49H117ZM137 47H138V48H137ZM204 47H205V46H204ZM210 47H211V46H210ZM230 47H231V46H230ZM237 47H238V46H236L235 48H237ZM136 48H137V50H136ZM164 48H166V49H164ZM171 48H172V49H171ZM174 48H175V49H174ZM178 48H179V49H178ZM181 48H182V49L184 48V49L181 50ZM190 48H191V49H190ZM196 48H200V46H199V47L196 46ZM196 48H195V50L198 51L199 49H196ZM206 48H207V47H206ZM208 48H209V47H208ZM208 48H207V49H208ZM217 48H214V49L219 50V49H217ZM250 48H251V49H250ZM28 49H29V50H28ZM65 49H66V48H65ZM68 49H69V48H68ZM68 49H67V50H68ZM72 49H73V48H72ZM72 49H71V50H72ZM78 49H80V47H79ZM113 49H114V50H113ZM116 49H117V50H116ZM173 49H174V51H173ZM201 49H203V47H202ZM201 49H200V50H201ZM222 49H223V48H222ZM226 49H227V48H226ZM242 49H246V48H243V47H242ZM11 50H12V49H11ZM25 50H26V52H25ZM27 50H28V51H27ZM43 50H44V48H43ZM67 50H66V51L63 50V52H66V54H67V52H68ZM71 50H70V52H71ZM95 50H94V51H95ZM112 50H113V52H112ZM130 50H131L133 53H132ZM135 50H136V51H135ZM138 50H139V51H138ZM151 50L154 51L155 53H153ZM156 50H157V51H156ZM158 50L160 51L161 54H159V51H158ZM161 50H162V51H161ZM176 50H177V51H176ZM195 50L193 49V51H195ZM200 50H199V51H200ZM211 50H213V49H211ZM2 51H0L1 54H2ZM39 51H37V52H39ZM50 51H51V52H50ZM73 51H74L76 54H78V52H76V51H78V50H76V51L73 50ZM171 51H172V52H171ZM181 51H182V52H181ZM199 51H198V53H199ZM207 51H210V50H207ZM236 51H237V50L235 49V52H236ZM14 52L16 53L17 51H14ZM40 52H41V51H40ZM81 52H82V51H81ZM103 52H102V53H103ZM130 52H131V53H130ZM135 52H136L137 54H138V52H139V54L136 56V55H135V54H136ZM151 52H152V53H151ZM157 52H158V54H157ZM176 52H177V53H176ZM201 52H202V51H201ZM204 52H206V50H204L203 53H204ZM12 53H13V52H12ZM15 53H14V54H15ZM46 53H45V54H46ZM61 53H60V54H61ZM129 53H130V55H131V54H132V55L129 56V55H128ZM169 53L172 54V55H170ZM180 53H181V54H180ZM188 53H187V54H188ZM194 53H196V52H193V54H194ZM209 53H210V52H209ZM211 53H213V52H211ZM4 54H5V51H3V55H4ZM16 54H17V53H16ZM43 54H44V53H43ZM45 54H44L43 56H45ZM64 54H65V53H64ZM76 54H74V56H76ZM108 54H109V56H108ZM111 54H113V55H111ZM124 54H127V55H124ZM133 54H134L135 56H134ZM155 54L159 55L158 57H159V58L161 57V58H160V59L157 58V56H156ZM173 54H174V55H173ZM234 54H235V53H234ZM237 54H239V53H237ZM5 55H9V54L6 53ZM22 55H23V54H22ZM28 55H29V52H28ZM31 55H32V54H31V52H30V55H29V56L32 57V56L34 55L33 57H35V54H34V53H33L32 56H31ZM36 55H38V54H36ZM39 55H40V54H39ZM39 55H38V56H39ZM54 55H52V56H54ZM57 55H59V53H58ZM67 55H68V54H67ZM80 55H81V54H80ZM80 55H79V56H80ZM110 55H111V56H110ZM119 55H118V56H119ZM123 55H124V56H123ZM139 55H140V56H139ZM166 55H167V56H166ZM175 55H176V56H175ZM224 55H225V54H224ZM247 55H248V56H247ZM10 56H11V55H10ZM10 56H9V57H10ZM26 56H27V54H26ZM26 56H24V57H26ZM49 56H50V55H49ZM49 56H48V57H49ZM52 56H51V57H52ZM71 56H72V54H71ZM86 56H88V55H86ZM116 56H117V55H116ZM116 56H115V57H116ZM118 56H117V57H118ZM125 56H127L128 58L130 57V58L127 59V57H125ZM155 56H156L157 59L155 58ZM188 56H189V55H188ZM214 56H213V57H214ZM233 56H234V55H233ZM48 57H47V58H48ZM61 57H64V56H63V53H62V56H61ZM131 57H132V58H131ZM137 57L139 58V60H138ZM222 57H223V54H222ZM242 57H243V56H242ZM249 57H250V58H249ZM5 58H6V57H5ZM20 58H23V57H20ZM26 58H27V57H26ZM43 58H44V57H43ZM66 58H67V57H66ZM68 58H69V57H68ZM71 58H72V57H71ZM71 58H70V59H71ZM225 58H226V59H224V61H225V60L228 61V60L232 59V55H231L230 59H228V56H226ZM27 59L29 60V57H28ZM30 59H31V58H30ZM32 59H33V58H32ZM32 59H31V60H32ZM38 59H39V58H38ZM44 59H46V56H45ZM70 59H69V60H70ZM75 59H76V58H75ZM112 59H113V58H111L110 61H111ZM126 59H127V60H126ZM164 59H166V60H164ZM188 59H189V60H188ZM211 59H212V57H211ZM221 59H222V58H221ZM233 59L235 60V57H234ZM0 60L2 61V60H4V59H2V57H1ZM8 60H10V59H8ZM12 60H13V59H12ZM12 60H11V63H12ZM35 60H37V58H36ZM46 60H48V59H46ZM114 60H115V58H114L111 62H113ZM117 60H118V58H117ZM120 60H118V61H120ZM159 60H160L161 62H160ZM162 60H164V61L162 62ZM191 60H192V61H191ZM206 60H207V61H206ZM217 60H218V59H217ZM217 60H216V61H217ZM234 60H232V61L234 62ZM4 61H5V60H4ZM17 61H18V60H17ZM17 61H16V63H17ZM26 61H27V60H26ZM37 61H38V60H37ZM50 61H51V60H50ZM72 61H73V60H72ZM76 61H77V59H76ZM79 61H81V60H79ZM110 61H108V62H110ZM181 61H182V62H181ZM219 61H220V60H219ZM230 61H231V60H230ZM35 62H36V61H34V63H35ZM40 62L43 63V61H40ZM48 62H49V61H48ZM69 62H70V61H69ZM74 62H75V60H74ZM74 62H73V63H74ZM81 62H82V61H81ZM81 62H79V65H80ZM111 62H110V63H111ZM115 62H113V63H115ZM131 62H132V63H131ZM134 62H135V64H134ZM159 62H160V64H159ZM188 62H189V63H188ZM190 62H191V63H190ZM220 62H221V61H220ZM220 62H219V63H220ZM7 63H8V62H7ZM14 63H15V62L12 63V66H14V65H13ZM32 63H33V62H32ZM38 63H39V61H38ZM44 63H45V62H44ZM44 63H43V64H44ZM82 63L85 64L84 61H83ZM143 63H144V64H143ZM157 63H158V65H157ZM163 63H165V65L162 67ZM169 63H170V64H169ZM172 63H173V64H172ZM175 63H177V65H179V64L181 63V66H180V67H181L182 69H180V67L177 66ZM178 63H179V64H178ZM183 63H184V65H185V63H186V65L189 64L188 66H190V64H193V65H191V66L193 67V68H191V69H193V71H194V69H196L197 71L195 70L194 72H191V71H189V70H191V69H188V70L186 71V69L184 68V67H186V66H184ZM201 63H202V64H201ZM215 63H217V62H215ZM2 64H4V63H2ZM5 64H6V62H5ZM18 64H20V61H19V63L16 64V66H18ZM45 64H47V62H46ZM108 64H109V63H108ZM111 64H112V63H111ZM124 64H125V63H124ZM168 64L170 65L169 70H171V71H170L169 74H171V75L176 74V71H175L176 69L173 68V67H175L174 65H176L181 71H183V72H180V71L178 70V68H177V71H178V73H177V74H178L177 78H178V79L175 78L176 75H173L174 77L172 76L173 79H175V80L172 79V82L175 81L174 83H175L176 85L179 83V85L181 86V88H180V86H178V88L181 89V90H178V88L175 86V84H174V83H171V80L168 81V80H169L168 77H171L170 75H169V76L167 75V74H168L167 72H169L168 69L166 70V68L169 66ZM199 64H200V65H199ZM222 64H223V63H222ZM225 64H226V63H225ZM229 64H231V63H229ZM234 64H233L234 67L231 66L232 64L229 65V67L232 68V69H231V68L228 67V68H229V71H228V69H227V71H225L224 69H226L225 66L227 67V65H225V66L223 65V66H224V69H223L224 72H223V71H222V72H223L224 74H227L228 72H230V71H232V70H233V72H236V71H234L235 68H236V66H235ZM0 65H1V64H0ZM8 65H9V64H8ZM34 65H35V64H34ZM74 65H75V64H74ZM74 65H73V66H74ZM77 65H78V63H77ZM109 65H110V64H109ZM109 65H108V66H109ZM125 65H126V64H125ZM154 65H155L156 68L154 67ZM166 65H167V66H166ZM171 65H172L173 67H172ZM195 65H196V67H194ZM220 65H221V64H220ZM2 66H5V65H2ZM12 66L9 65V67H12ZM21 66H22V63H21V65H20V68H21ZM71 66H72V65H71ZM75 66H76V65H75ZM148 66H149V67H148ZM159 66H160V67H159ZM165 66H166V67H165ZM210 66H211V67H210ZM215 66H216V65H215ZM218 66H219V64H218ZM6 67H7V66H6ZM9 67H8V68H9ZM33 67H34V66H33ZM81 67H82V66H81ZM118 67H119V68H118ZM137 67H138V68H137ZM143 67H144V68H143ZM147 67H148V68H147ZM153 67H154V68H153ZM158 67H159L160 69H159ZM161 67H162V68H161ZM216 67H217V66H216ZM251 67H252V68H251ZM0 68H1V67H0ZM13 68H14V69H13L14 72H12V73H14V74L16 73V74H17V72H15V66H14ZM109 68H110V67H109ZM164 68H165V69H164ZM170 68H171V69H170ZM187 68H188V67H187ZM203 68H204V67H203ZM217 68H218V67H217ZM217 68H216V69H217ZM233 68H234V69H233ZM247 68L249 69L248 71L245 70V69H247ZM2 69H3V68H2ZM9 69H11V68H9ZM17 69H18V68H17ZM17 69H16V70H17ZM33 69H36V68H33ZM33 69H32V71H33ZM59 69H60V68H59ZM111 69H112V68H111ZM120 69H121V68H120ZM161 69H162V70L164 69L165 71L163 70V72H162ZM172 69H174L175 72H174ZM183 69H185V70H183ZM198 69H200V67H199ZM207 69H210V70H207ZM211 69H213V70H211ZM6 70H8V69H6ZM11 70H12V69H11ZM19 70H20V69H19ZM36 70H37V69H36ZM61 70H62V69H61ZM134 70H135V72H134ZM142 70H143V71H142ZM244 70H245L246 72H245ZM34 71H35V70H34ZM49 71H50V70H49ZM52 71H50L49 73H51ZM85 71H87V69H86ZM120 71H122V69H121ZM141 71H142V73H141ZM166 71H167V72H166ZM172 71H173V72H172ZM184 71H185V72H184ZM219 71H220V68H219ZM5 72H6V71H5ZM8 72H10V74H11V71H8ZM35 72H36V71H35ZM35 72H33V73H35ZM39 72H40V71H39ZM59 72H60V70H59ZM161 72H162L163 74H162ZM179 72H180V73H179ZM222 72H221V73H222ZM226 72H227V73H226ZM233 72H232V73H233ZM40 73L43 74L42 72H40ZM47 73H48V72H47ZM63 73H64V72H63ZM85 73H87V72H85ZM145 73H146V74H145ZM159 73H160V74H159ZM212 73H213V74H212ZM232 73L230 72V75H229V73H228V75H229V76H232V75H233V76L235 77V75L232 74ZM31 74H32V72H31ZM35 74H38V73L36 72ZM41 74H40V75H41ZM44 74H45V73H44ZM44 74H43V75H44ZM139 74H140V75H139ZM141 74H142V75H141ZM164 74H166V75H164ZM199 74H200V76H201V74H202V76H204V77L206 76L205 79H203L202 76L199 77ZM219 74H220V73H219ZM231 74H232V75H231ZM240 74H239V75H240ZM262 74H263V75H262ZM43 75L41 76V78L44 77ZM45 75H46V74H45ZM60 75H62V74H60ZM136 75H138V76H136ZM159 75H161V76H159ZM221 75H222V74H221ZM261 75H262V76H261ZM31 76H32V78H34L33 74H32ZM31 76H30V77H31ZM37 76H38V75H36L35 77H37ZM47 76H48V74H47ZM124 76H125V77H124ZM135 76H136V77H135ZM140 76L143 77V78H141V80L139 79ZM144 76H145V77H144ZM162 76H163V77H162ZM164 76H165V77H164ZM180 76H182L183 78H181ZM212 76H214V77H212ZM225 76H226V75H224L223 78H225ZM233 76H232V78H234ZM237 76H238V74L236 75V78H237ZM248 76H249V77H248ZM45 77H46V76H45ZM45 77H44V78H45ZM161 77H162V78H161ZM172 77H171V78H172ZM210 77H211V78H210ZM216 77H217V78H216ZM17 78H18V77H17ZM39 78H40V77H39ZM39 78H34L35 80L37 79V80H36L37 83H38L40 80H41L40 82H42V79H43V78H42V79H39ZM123 78H124V79H123ZM134 78H136V80L139 79V80H140V81L138 80L139 83H138L136 80H135L136 82L133 81ZM165 78H166V79H165ZM167 78H168V79H167ZM179 78H180V80H179ZM201 78H202V80H201ZM221 78H220V79H221ZM223 78L221 79V80H222V83H221V84H222L223 86H226L227 84H226L225 82H228V81H225V79H223ZM230 78H231V77H230ZM238 78H239V77H238ZM63 79H64V78H63ZM63 79H62V80H63ZM69 79H70V78H69ZM181 79H182L183 81H182ZM239 79H240V78H239ZM241 79H242V77H241ZM35 80H33L34 82H33L32 80L30 81V86L35 87L34 85H35V84L37 85V83H35ZM101 80H100V81H101ZM120 80H121V81H120ZM176 80H177V81H176ZM200 80H201L202 82H200ZM223 80H224L225 82H224ZM228 80H229V79H228ZM263 80H264V79H263ZM17 81H20V80L18 79ZM28 81H29V78H28ZM48 81H47V82H48ZM60 81H61L62 83H60ZM180 81H182V82H184V83L181 82V84H182V85H181V84H180ZM255 81H256V82H255ZM261 81H260V82H261ZM32 82H33L34 85H31ZM40 82H39V85L42 84V83H40ZM126 82H127V81H126ZM176 82H177V83H176ZM248 82H249V83H248ZM202 83H203V84H202ZM216 83H217V84H216ZM228 83H229V82H228ZM247 83H248V84H247ZM262 83H263V82H262ZM16 84H17V82H16ZM18 84H19V83H18ZM44 84H46V80H45ZM66 84H67V83H66ZM68 84L70 85L71 82L68 81ZM68 84H67L66 86L69 88ZM116 84H117V83H115V85H116ZM125 84H127V83H125ZM125 84H123V86H124ZM138 84H139V85H138ZM170 84H171V86H170ZM173 84H174V85H173ZM221 84H220V85H221ZM224 84H225V85H224ZM229 84H230V83H229ZM229 84H228V86H229ZM238 84H237V85H238ZM246 84H247V85H246ZM263 84H264V83H263ZM27 85H28V84H27ZM119 85L121 86V84H119ZM119 85H118V86H119ZM134 85H135V86H134ZM137 85H138V86H137ZM240 85H241V87L243 86V87H242V90H241V88L238 89V88L240 87ZM245 85H246V86H245ZM42 86H43V88H42ZM45 86L47 87V89L45 88ZM104 86H105V85H104ZM126 86H125V87H126ZM162 86H163L164 88H163ZM167 86H168V87H167ZM169 86H170V88H169ZM173 86H174V87H173ZM248 86H249V87H248ZM261 86H262V89H263L264 86H263V85H261ZM25 87H28V86H25ZM32 87H31V88H32ZM37 87H40V86H37ZM55 87L58 88V89H56ZM98 87L100 88V86H98ZM101 87H102V85H101ZM106 87H104V89H105ZM125 87H124V88H125ZM160 87H162L163 90H161L162 88H160ZM165 87H167V90H165ZM236 87H237V88H236ZM245 87H248V88L246 89ZM28 88H29V89L25 88V91H24V88H23V91L20 90V95L18 96V98L21 97L22 99H24L22 96H25V98L28 99V97L32 94V92H31L30 95L28 96L29 92L32 91V89H31L30 87H28ZM44 88H45V89H44ZM59 88H61V90H59ZM78 88H79V87H78ZM95 88H96V87H95ZM107 88H106V89H107ZM114 88H115V90H113ZM118 88H119V87H118ZM136 88H137V89H136ZM157 88H158V89H157ZM172 88H173L174 90H173V91H170V89L172 90ZM220 88H222V87H220ZM229 88L231 89V87H229ZM26 89H27V92H26ZM33 89H36V88H33ZM48 89H49V91H48ZM96 89H97V88H96ZM100 89H103V88H100ZM135 89H136V90H135ZM227 89H228V88H227ZM244 89H245V90H244ZM28 90H30V91L28 92ZM37 90H38V89H37ZM37 90H36V92H37ZM56 90H58L60 94H59V93L57 94V91H56ZM64 90H65V89H64ZM66 90H68V89H66ZM69 90H70V89H69ZM79 90H80V89H79ZM83 90H84V89H83ZM97 90H98V89H97ZM118 90H119V89H118ZM118 90H117V91H118ZM120 90H121V89H120ZM156 90H157L158 92H160V93H158ZM164 90H165V91H164ZM221 90H224V91H221ZM235 90H234V91H235ZM50 91H51V92H50ZM61 91H62V92H61ZM89 91H91V90L89 89ZM89 91H88V92H89ZM106 91H107V90H106ZM168 91L170 92V93H169L170 95L168 94ZM219 91H221L222 93L219 92ZM247 91H248L249 93H248ZM251 91H252V93H250ZM262 91H263V90H262ZM24 92H25V93H24ZM33 92H35V90H34ZM36 92H35V93H36ZM76 92H77V90H76ZM76 92H75V95L78 94V97H79V96H80L79 93H76ZM78 92H79V91H78ZM81 92H82V91H81ZM81 92H80V94H81ZM86 92H87V91H86ZM95 92H96V91L94 90V93H95ZM98 92H101V91L99 90V91H97V93H98ZM113 92H114L115 94H113ZM135 92H136V93H135ZM163 92H164V93H163ZM225 92H226V91H225ZM230 92H231V90H230ZM235 92H236V91H235ZM235 92H234V93H235ZM237 92H236V93H237ZM27 93H28V94H27ZM44 93H43V94H44ZM55 93H56V94H55ZM65 93H68V92H65ZM92 93H93V90H92L91 94H92ZM155 93H158L159 96H158L157 94L155 95ZM161 93H162V94H161ZM196 93H198L197 96L195 95ZM226 93L228 94V92H226ZM258 93H259V92H258ZM260 93H261V92H260ZM262 93H264V92H262ZM22 94H23V95H22ZM26 94H27V95H26ZM39 94H41V93H39ZM43 94H41V97H42ZM70 94H71V93H69V95H70ZM89 94H90V93H89ZM89 94H88V95H89ZM99 94H98V95H99ZM160 94H161V95H160ZM164 94H166V95H164ZM227 94H226V95H227ZM231 94H233V93H231ZM237 94H238V93H237ZM21 95H22V96H21ZM32 95H34V94H32ZM55 95H56V96H55ZM65 95L69 96L68 94H65ZM65 95H64V96H65ZM96 95H97V94H96ZM112 95H116V96H115L116 98H115L114 96H112ZM119 95H120V96H119ZM152 95H153V97H158V98H152V97H151ZM162 95H163V96H162ZM167 95H168V96H167ZM228 95H229V94H228ZM228 95H227V97H224V98H228ZM233 95L235 96V94H233ZM37 96H38V94L36 93L34 98H35V99L38 98ZM90 96H91V95H90ZM117 96H118V97H117ZM125 96H124V97H125ZM132 96H133V97H132ZM193 96H196V97H193ZM221 96H222V95H221ZM230 96H231V95H230ZM234 96H233V98H234ZM32 97H33V96H32ZM32 97H30V98L28 99V101H29ZM44 97H45V96H44ZM44 97H42V98H44ZM74 97H76V96H73V98H74ZM87 97H88V96H87ZM169 97H170L172 100H170ZM222 97H223V96H222ZM240 97H242V96L240 95ZM240 97H238V98H240ZM21 98H20V99H21ZM39 98H40V95H39ZM39 98H38V99H39ZM47 98H48V97H47ZM49 98L46 99V100H49ZM67 98H68V97H67ZM67 98H65V99H67ZM71 98H72V97H71ZM71 98H69V99L71 100ZM83 98H82V99H83ZM130 98H131V100H129ZM148 98L150 99L151 102H152V99H153V100L156 99V100H155V102H152V103H151V102L148 100ZM233 98H231L232 101H233ZM235 98H236L237 100H239L237 97H235ZM249 98H250V99H249ZM251 98H252V99H251ZM27 99H24V100H22V101L25 102V101H27ZM35 99H34V101H31V100H30V101H31V102H34V104H36L35 102H37V101L39 102V100L36 99L37 101H35ZM75 99H77V97H76ZM85 99L88 100L87 104H85V103H86V102H85ZM93 99H94V100H93ZM114 99H115L116 101H115ZM121 99H124L125 102H123V100H121ZM159 99H158V102H160ZM217 99H218V101H217ZM236 99H235V100H236ZM13 100H14V99H13ZM15 100L17 101V103L19 102L17 99H15ZM42 100H43V99H42ZM67 100H68V99H67ZM67 100H66V101H67ZM77 100H79V98H78ZM117 100H121L122 102L120 103V101H117ZM237 100H236V101H237ZM251 100H252V101H251ZM253 100H254V101H253ZM256 100H257V101H256ZM260 100H261V102H260ZM16 101H15V103H13V107L11 108L12 110H11V111L9 110L10 113L8 112V109L3 108L4 106L1 105V109L3 108V110H4V109H5V110H4V111H0V116H1V114L3 115L2 117H0V121L3 120V122H4L5 120H7V121H6V125H7V122H8V123L10 122L9 124H11V122H12V118H13V120H14V117H15L14 115H15L16 112L19 110V109H17L16 112L11 113L12 111H15V110H13V108H14V109L16 108V105H17V104H16ZM63 101L65 102L64 99H63ZM74 101L76 102V100H74ZM92 101H96V102H92ZM162 101H163V100H162ZM216 101H217V102H216ZM220 101H221V102H220ZM225 101H226V99H225ZM232 101H229V103L231 104ZM13 102H14V101H13ZM20 102H21V101H20ZM23 102H22L21 105H23ZM48 102H47V103H48ZM67 102H68V101H67ZM67 102H65V104H66ZM98 102L100 103V105H98ZM117 102H118V103H117ZM128 102H129V103H128ZM144 102H145V103H144ZM149 102H150V103H149ZM158 102H157V105H160V103H161V105H162V102H160L159 104H158ZM164 102H165V101H164ZM167 102H166V103H167ZM223 102H224V101H223ZM223 102H222V103H223ZM226 102H228V100H227ZM233 102H234V101H233ZM250 102H251V103H250ZM263 102H264V101H263ZM29 103H30V102H29ZM43 103H44V102H43ZM51 103H49V104H51ZM90 103H91V104H90ZM96 103H97V104H96ZM122 103H124V106L122 105ZM130 103H131V104H130ZM218 103H219V104H218ZM234 103H235V102H234ZM19 104H20V103H19ZM19 104H18V105H19ZM27 104H28V102H27ZM27 104H25V105H27ZM30 104H31V103H30ZM30 104H29V106H30ZM34 104H32V105L34 106ZM81 104L84 105L85 107L82 106ZM89 104H90V105H89ZM112 104H113V105H112ZM127 104H128V106H127ZM139 104H140V105H139ZM149 104H150V105H149ZM164 104H165V103H163V105H164ZM173 104H174L175 106H174ZM182 104H184V105H182ZM224 104H226V103H224ZM240 104H242V105L240 106ZM25 105H24V106H25ZM38 105H39V104H38ZM55 105H56V104H55ZM62 105H64V104H62ZM62 105H61V106H62ZM67 105H68V104H67ZM97 105H98V106H97ZM101 105H102V106H101ZM105 105H106V106H105ZM141 105H142V106H141ZM153 105H152V106H153ZM161 105H160V106H161ZM163 105H162V106H163ZM167 105H168V104H167ZM181 105L184 106V107H182ZM212 105H213V106H212ZM251 105H252V106H251ZM253 105H254V106H255V105H257V106L260 105V108L258 109L259 106H258V107H257V106L253 107ZM33 106H32V107H33ZM40 106H42V105H40ZM61 106H60V108H62ZM78 106H79V107H78ZM88 106H89V108H87ZM94 106H95V107H94ZM104 106H105L106 108H104ZM136 106H138L139 108L137 107L138 109L135 110ZM144 106H145V105H144ZM144 106H143V107H144ZM154 106H153V109L156 108V107H154ZM223 106L225 107V105H223ZM227 106H228V105H227ZM19 107H20V106H19ZM36 107H37V106H36ZM36 107H35V109H36ZM83 107H84V108H83ZM97 107H98V108H97ZM99 107H100V108H99ZM101 107H102V108H101ZM179 107H180V109H179ZM229 107H232V106L229 105ZM229 107H227V108H229ZM52 108L56 111V114H55V111H54ZM81 108H82L83 110H82ZM119 108H117V109H119ZM160 108H163V107H160ZM160 108H158V109L160 110ZM164 108H165V107H164ZM167 108H168V107H167ZM171 108H169V109H171ZM206 108H208V109H206ZM240 108H242V109H244V110L242 111V109H240ZM254 108H255V109H254ZM9 109H10V108H9ZM31 109H33V108H31ZM79 109H80V110H79ZM86 109H87V111H88V109L91 110V111H88V112H87V111H85ZM126 109H127V110H126ZM147 109H148V108H147ZM156 109H157V108H156ZM156 109H155V111H156ZM169 109H168V110H169ZM176 109H177V110H176ZM236 109H237V108H236ZM33 110H34V109H33ZM46 110H49V111H47V113H46V112H45ZM59 110H60V109H59ZM97 110H98V111H97ZM106 110H107V112H106ZM115 110H114V112H115ZM120 110H119V111H120ZM134 110H135L136 112H135ZM162 110H163V109H162ZM181 110H182V111H181ZM207 110H209V111H207ZM219 110H221V111L219 112ZM231 110H232V109H231ZM231 110H227V111H231ZM234 110H235V107L233 106V111H234ZM254 110H255V111H254ZM256 110H257V111L259 110V111H260V114H259V111H258V113H257ZM51 111H52V112H51ZM73 111H75L76 114H77V112H79V113H78L77 115H75V113H74ZM84 111H85V112H84ZM92 111H93V113H92ZM94 111H95V112H94ZM116 111L118 112V110H116ZM125 111H126V112H125ZM152 111H154V110H152ZM155 111H154V112H155ZM30 112H31V111H30ZM32 112H33V111H32ZM34 112H36V110H35ZM34 112H33V115H35ZM97 112H98V114H97ZM104 112H105V113H104ZM117 112H116V113H117ZM154 112H153V113H154ZM159 112H162V111H159ZM166 112H167V111H166ZM178 112H179V113H178ZM231 112H232V111H231ZM231 112H230V113H231ZM261 112H262V114H261ZM7 113H8V114H7ZM14 113H15V114H14ZM45 113H46L47 115H46ZM51 113H52V114H51ZM71 113H73V114H72V118H71V116H69ZM88 113H89V114L92 113V114H90V116H89ZM108 113L111 114V116L108 115ZM116 113H115V114H116ZM132 113H133L134 115H133ZM137 113H138V114H137ZM149 113H151V112H149ZM153 113H152V114H153ZM162 113H165L164 110H163ZM167 113H168V112H167ZM222 113H223V115H222ZM228 113H229V112H228ZM238 113H240V114L238 115ZM241 113H242V114H241ZM254 113H255V115H254ZM256 113H257V114H256ZM10 114H12V115H10ZM13 114H14V115H13ZM53 114H54V116H53ZM60 114H62V113H60ZM86 114H87L88 116H87ZM93 114H94V115H93ZM95 114H96L97 116H96ZM125 114H126V115H125ZM131 114H132V115H131ZM136 114H137V115H136ZM152 114H151V115H152ZM157 114H158V113H157ZM157 114L154 113V115H157ZM174 114H173V115H174ZM179 114H180V115H179ZM6 115H7V116H6ZM17 115H19V112L17 113ZM44 115H46L49 119H47V117H45ZM62 115H63V114H62ZM92 115H93V119L91 118ZM135 115H136L137 117H136ZM144 115H145V116H144ZM147 115H148V114H147ZM165 115H167V114H164V116H165ZM168 115H169V114H168ZM168 115H167V117H166V116H165V117H166V118L169 117V119L172 117V119H173V116L170 117V116H168ZM232 115H233L234 117L238 118V119L236 120V118H233V119H234V120H233L232 118H230V117H233ZM258 115H259L260 117H259ZM261 115H263V116H261ZM43 116L45 117L44 119H43ZM79 116H80V115H79ZM83 116H82V117H83ZM106 116H109V118H106ZM139 116H140V117H139ZM164 116H163V117H164ZM178 116H177V117H178ZM240 116H243V118H244V116H245L246 119H241ZM58 117H59V116H58ZM68 117H69V118H68ZM87 117H90V118H87ZM120 117H121V118H120ZM146 117H147V116H146ZM152 117H154V116H152ZM165 117H164V118H165ZM174 117H175V115H174ZM227 117H229L231 120H230L229 118L227 119ZM5 118H6V119H5ZM7 118H8V119H7ZM31 118H32V119H31ZM34 118H35V119H34ZM36 118H37V120H36ZM51 118H53L54 120H52ZM70 118H71V119H70ZM85 118H84V119H85ZM105 118H106V119H105ZM110 118H111V119H110ZM114 118H115V117H114ZM140 118H141V119H140ZM142 118H143V119H142ZM157 118H158V117H157ZM259 118H261V119L259 120ZM4 119H5V120H4ZM40 119H41V121H40ZM45 119H47V121H46ZM124 119L122 118L121 121L124 122ZM131 119L129 120L128 117H127V120H125V121H128V120H129V122H131ZM153 119H155V118H152V120H153ZM162 119H163V120H162ZM169 119H168V120H169ZM172 119H171V120H172ZM226 119H227V120H226ZM239 119H241L243 122H246V123H243V122H242L241 120H239ZM254 119H255V121H254ZM42 120L46 121L48 124H47L46 122H44V121H43V123H42ZM50 120H51V121H50ZM108 120H112V121H111L112 123H111L110 121H109L110 123H108V122H107ZM165 120H167V119H165ZM235 120H236V122H235ZM262 120H263V119H262ZM37 121H38V122H37ZM82 121H84V123H80V122H82ZM88 121H89V122H88ZM94 121H95V122H98V121H99L97 125L95 124L96 126H94ZM105 121H106V122H105ZM121 121H119L120 123H119V126H118V127H117V126L114 127V129H115L116 132H118V130L120 129V125L122 124ZM169 121H170V120H169ZM173 121H174V120H173ZM239 121H240V122H239ZM35 122H37V123H35ZM77 122H79L80 124H79V123L77 124ZM104 122H105V124L108 123V126L104 127V126H103ZM138 122H139L140 125H142L143 127L140 126L139 124H137ZM171 122H172V121H171ZM179 122H178V123H179ZM183 122H184V123H183ZM1 123H2V122H1ZM31 123H35V125H32V126H31ZM142 123H143V124H142ZM172 123H173V122H172ZM174 123H177V122H174ZM239 123H240V124H239ZM255 123H256V124H255ZM262 123H263V122H262ZM262 123H261V124H262ZM9 124H8V125H9ZM109 124H111V125H109ZM124 124H125V123H124ZM154 124H155V123H154ZM202 124H203V125H202ZM212 124H214L213 127H212ZM216 124H217V125H216ZM238 124H239V125H238ZM243 124H245V127H248V126H249L248 129L245 128V127L243 126ZM258 124H259V125H258ZM0 125H1V124H0ZM2 125H4V126L2 127ZM2 125H1V128H2V129H4V128L7 129V127H9V126L5 127L6 125H5L4 123H2ZM25 125H26V124H25ZM55 125H56V126H55ZM58 125H59L60 127H59ZM91 125L94 127V130H93V127H92ZM106 125H107V124H106ZM133 125H134V124H133ZM151 125H152V124H151ZM204 125H205V126H204ZM246 125H248V126H246ZM29 126H31V127H29ZM63 126H64V127H63ZM66 126L69 127V130H67L68 128H66ZM79 126H80V127H79ZM83 126H85V125H83ZM139 126H140V127H139ZM172 126H174L173 128H175V129H172V128H171ZM176 126H177V125H176ZM199 126H200V127H199ZM203 126H204V127H203ZM241 126H242V128H241ZM263 126H264V124H263L261 127H263ZM55 127H56V129H58V128H59V129L56 130ZM78 127H79V128H78ZM88 127H89V128H88ZM133 127H134V126H133ZM145 127H144V129H145V131H146V128H145ZM152 127H153V125H152ZM177 127H178V126H177ZM216 127H220V128H216ZM243 127L245 128V130L247 129L246 132H245V130H243V132L240 131L241 129H243ZM256 127H255V128L253 127V128H254V129H257ZM259 127H260V126H259ZM25 128H26V130H27V127H25ZM60 128H61V129H60ZM62 128H63V129H62ZM77 128H78V129H77ZM97 128H98V127H97ZM108 128H109V127H108ZM111 128H112V127H111ZM121 128H122V126H121ZM150 128H151V127L149 126V129H148L149 131L147 130L148 132H150V130H153V129H150ZM155 128H154V129H155ZM182 128H184V132H182V131H183ZM187 128H188V129H187ZM211 128H212V129H211ZM237 128H238V129H237ZM239 128H240V129H239ZM2 129H0V132H1ZM38 129H40V130H38ZM51 129H52V130H51ZM53 129H54V130H53ZM65 129H66L67 131H65ZM73 129H74L73 133H75V131H78L79 133L81 132L80 134L76 132L77 134H79V135L81 136L80 138H79V137L77 138L78 141H79V139H80V143H79V145L77 144L78 141H77L76 138H75L76 142H75V140H74V138H73V140H74V141H73V145H72V140H70L72 137H74L73 134H72V137H71V135H69V133H71V131H72ZM162 129H164V131H163ZM185 129H186V130H185ZM203 129H205V130H203ZM213 129H215V130H213ZM220 129H222V130H220ZM228 129H229V130H228ZM48 130H49L50 132H49ZM80 130H82V129H80ZM91 130H92L93 132L90 134L89 132H91ZM109 130H110V128H109ZM121 130H126V129H123V128H122ZM142 130H143V129H142ZM155 130H157V129H155ZM166 130H167V131H166ZM170 130H171V131H170ZM173 130H174V131H173ZM211 130H212V131H211ZM217 130H218V131H217ZM258 130H259V128H258ZM261 130H263V129H261ZM261 130H259V131L262 132ZM24 131H25V130H24ZM27 131H28L27 133H29V135H30V134H32V136L35 135V132H33V133H34V135H33V133L31 132V130L28 129ZM33 131H34V130H33ZM54 131H55V132H54ZM61 131H62V132H61ZM97 131H98V130H97ZM97 131H96L95 133H93V137H94V135L96 136V134H98L99 136H101L99 132L97 133ZM107 131H108V130H107ZM112 131H113V130H111V133H110V134L113 133ZM115 131H114V132H115ZM145 131H144V132H145ZM147 131H146V132H147ZM165 131H166V132H165ZM208 131H209V132H208ZM210 131H211V132H210ZM213 131H214L215 133H216V132H218V133H216V135H215V134L213 133ZM223 131H224V132H223ZM249 131H250L251 133H250ZM254 131H255V130H254ZM254 131H253V132H254ZM263 131H264V130H263ZM25 132H26V131H25ZM30 132H31V133H30ZM116 132H115V134H116L117 136H120V133L123 132V131H121L120 133H116ZM142 132H143V131H142ZM142 132H140V133H142ZM154 132H156V131H154ZM175 132H176V133H175ZM177 132H178V133H181V132H182V133H181L182 136H181L180 134H178ZM233 132H235V134H234ZM244 132H245V133H244ZM3 133H4V132H2V134H3ZM5 133H6V130H5ZM27 133H26V134H27ZM54 133L58 136V137H57V141H56L55 144L53 143V138H52V136L54 135ZM61 133H62V134H61ZM76 133H75V134H76ZM101 133H102V132H101ZM103 133H104V132H103ZM105 133H106V131H105ZM150 133H152L151 135H153V131H151ZM150 133H148V135H149ZM159 133H158V134H159ZM167 133H169V135H170V133H171V135H172L173 133H175V134H174L175 138H173L174 136L171 137V135L168 136ZM208 133H209V134H208ZM231 133H233V134H231ZM241 133H242V134L244 133V134L242 135ZM263 133H264V132H263ZM39 134L37 133L38 136H39ZM42 134H41V136H42ZM59 134H60V135H59ZM63 134L65 135V137H64ZM110 134H108V135H110ZM115 134L113 133L112 136L110 137L112 140H114L113 138L116 136ZM125 134H126V133H125ZM164 134H165V135H164ZM210 134H211V135H210ZM212 134H213V135H212ZM236 134H237V135H236ZM239 134H240V135H239ZM27 135H28V134H27ZM51 135H52V136H51ZM62 135H63V136H62ZM68 135H69V136H68ZM79 135H78V136H79ZM82 135H83V134H82ZM98 135H97V136H98ZM146 135H147V134H146ZM223 135H224L225 137H224ZM238 135H239V138H238ZM244 135H245V136H244ZM255 135H256V134H255ZM259 135H260V134H259ZM6 136H7V135H6ZM25 136H26V135H25ZM30 136H31V135H30ZM30 136H29V137H30ZM35 136H36V135H35ZM38 136H37V137H38ZM60 136H61V137H60ZM97 136H96V137H97ZM99 136H98V137H99ZM153 136H156V133H155ZM158 136H160V135H158ZM176 136H177V138H176ZM209 136H210V137L213 136L212 138L215 137V139H214L213 142H211L212 140L209 139V138H210ZM217 136H220V137H217ZM240 136H241V137L244 136V137L241 138ZM261 136H263V137H261V138H264V134H263V135L261 134ZM0 137H1V135H0ZM3 137H4V134H3ZM3 137H1L2 139L0 138V140H1L0 142H2V143H1L2 145L4 144V143H3L4 141H2V140H3ZM59 137H60L62 140H65V139H66L65 142L62 141ZM69 137H70V138H69ZM75 137H77V136H75ZM96 137H95V138H96ZM98 137H97V138H98ZM112 137H113V138H112ZM147 137H148V136H147ZM150 137H151V136H149L148 138H150ZM163 137H162V138H163ZM206 137H207V138H206ZM223 137H224V138H223ZM233 137H236V138H237V139H236L237 141H236V140L234 141L235 138H233ZM245 137H247V138H245ZM259 137H260V136H259ZM5 138H6V137H5ZM26 138H27V137H26ZM26 138H25V139H26ZM33 138H36V137H33ZM38 138H39V137H38ZM50 138H52L51 143H50V141H49ZM115 138H116V137H115ZM152 138H153V137H152ZM164 138H163V139H164ZM171 138H173L174 142H173V140H172ZM178 138H179V139H178ZM212 138H211V139H212ZM216 138H217V140L219 139L218 142L216 141ZM220 138H221V140H220ZM59 139H60V141H58ZM68 139L70 140V143H71V144H70V143H69V144L67 143V140H68ZM107 139H108V140H107ZM107 139L105 138L106 144H107V143H110L109 141L111 140V139L109 140V136H107ZM155 139H158V138L156 137ZM159 139H160V138H159ZM159 139H158V140H159ZM163 139H162V140H163ZM208 139H209V140H208ZM231 139H230V140H231ZM238 139H240V140L238 141ZM244 139H245V140H244ZM5 140H7V139H5ZM26 140H27V139H26ZM26 140H25V141H26ZM28 140H29V138H28ZM36 140H37V139H36ZM38 140H39V139H38ZM47 140H48V141H47ZM92 140H93V141H91V142H93V144H94V141H95L96 139H95V140L92 139ZM169 140H170V142H171L173 145H172L171 143L168 144ZM177 140H178V141H177ZM205 140H206V141L208 140V143L211 142V143H210L211 145H209L207 142H206V143H207L208 146L206 145V143L204 144V145H206V146L202 145V144L205 142ZM227 140H228V138H227ZM232 140H231V141H232ZM246 140H248V141H246ZM256 140H258V145H260V146H259L260 149L258 148L257 144H256L257 149L255 148V147H256V146H255V143L257 142ZM260 140H262V139H260ZM61 141L64 142L65 145H62V142H61ZM159 141H161V139H160ZM176 141H177V142H176ZM183 141H184V142H183ZM219 141H220V142H219ZM245 141H246V142H245ZM254 141H255V142H254ZM5 142H7V141H5ZM9 142H10V141H9ZM38 142H39V141H38ZM38 142H37V143H38ZM46 142H47V143H46ZM48 142H49V144H48ZM60 142H61V144H60ZM68 142H69V141H68ZM74 142H75V143H74ZM81 142H82V143H81ZM111 142H113V141H111ZM179 142H180V143H179ZM182 142H183V143H182ZM185 142H186V144H185ZM202 142H203V143H202ZM216 142H217L218 144H217ZM262 142H264V141H262ZM66 143H67L68 146H70V147H68V146L66 145ZM83 143H84V144H83ZM88 143H89V144H88ZM113 143H114V142H113ZM215 143H216V145H215ZM221 143H223V142H221ZM221 143H220V144H221ZM242 143H243V144H242ZM9 144H11V143H8V144H7V147H10ZM39 144H40V143H39ZM41 144H42V143H41ZM58 144H60V145H58ZM158 144H159V142H158ZM179 144H180V146H179ZM240 144H241V146H240ZM2 145H1L0 147H2ZM8 145H9V146H8ZM24 145H25V144H24ZM37 145H38V144H37ZM71 145H72V147H71ZM83 145H84V148H83ZM88 145H90V146L88 147ZM108 145H109V144H108ZM167 145H168V146H167ZM5 146H6V144L4 145V148H3V149L0 148V153H1V150H2V152H4V151L6 150V149H5ZM26 146H27V145H26ZM45 146H46V147H45ZM49 146H50V147H49ZM57 146H58V147H57ZM64 146H66V147H64ZM111 146H112V145H110L109 148H111ZM165 146H166L167 148H166ZM171 146H170V147H171ZM195 146H194V148H195ZM201 146H199V148H200ZM221 146H222V145H221ZM263 146H264V145H263ZM7 147H6V148H7ZM35 147H36V146H35ZM59 147H60V148H59ZM61 147H62V149H61ZM67 147H68V148H67ZM80 147H81V149H80ZM93 147H94V146H93ZM159 147H161V146L159 145ZM174 147H173V149H174ZM10 148H11V147H10ZM23 148H24V147H23ZM33 148H34V147H33ZM43 148H44V149H43ZM46 148H47V149H46ZM57 148H58L59 150H58ZM64 148H67L68 151L64 150ZM90 148H92V147H90ZM221 148H222V147H221ZM221 148H219V146H218V149H221ZM4 149H5V150H4ZM7 149H9V148H7ZM12 149H13V148H11L9 151H10L11 153H13V155H14V152H12ZM45 149H46V150H45ZM102 149H103L104 151H106V149H104V148H101V149L98 148V149H96L95 152L93 151V153H90V154H88V151H87V150H86V152H85L86 155H83V153H82V155H81V154H80V155L78 154L77 157H78V158L80 157V159H78V163L80 164L81 161L83 162V160H85V159L87 160V158H89V160H91V161L93 162L94 159L96 160L95 156L97 157V159H101L102 156L104 155V154H103L104 152L102 153V151H103ZM162 149H163V148H162ZM176 149H177V148H176ZM214 149H215V150H214ZM258 149H259L261 152H259L258 154L256 153V155H254V151H255V152H256V151L258 152ZM262 149H263V148H262ZM3 150H4V151H3ZM23 150H24V149H23ZM34 150H35V148H34ZM44 150H45V151H44ZM69 150H72V151L69 152ZM88 150H89V149H88ZM97 150H99V152H100V156L97 155V153H98ZM160 150H161V149H160ZM171 150H172V149H171ZM174 150H175V149H174ZM48 151H49V152H48ZM63 151H65V152H63ZM10 152L5 151V153H8V154H10ZM38 152H39V153H38ZM96 152H97V153H96ZM161 152H163V151H161ZM165 152H166V151H164V153H165ZM168 152H169V150H168ZM171 152H172V151H171ZM183 152H182V153H183ZM5 153H4V156L2 155V156H3L2 158H5V155H6ZM17 153H19V152H17ZM32 153H33V151H32ZM32 153H31V154H32ZM62 153H63V154H62ZM94 153H95V155H94ZM101 153H102V154H101ZM147 153H149V152H147ZM172 153H175V152H172ZM1 154H3V153H1ZM68 154H69V155H68ZM73 154H74V153H73ZM152 154H153V153H151V154L149 153V155H152ZM159 154H160V153H159ZM175 154H176V153H175ZM175 154H174V155H175ZM180 154H179V155H180ZM33 155H34V153H33ZM62 155H63V156H62ZM92 155H93V156H92ZM105 155H107V154H105ZM105 155H104V156H105ZM170 155H171V154H170ZM179 155L176 156V157H179ZM215 155H216V153H215ZM0 156H1V155H0ZM8 156H9V157L6 156V159L9 158V161H10V159H11V158H10V155H8ZM66 156H67V157H70V158H67ZM73 156H74V155H73ZM89 156H90V157H89ZM144 156H145V155H143V157H144ZM172 156H173V155H171V157H172ZM26 157L28 158L29 161L27 160ZM29 157H30V158H29ZM37 157H38V159H37ZM82 157H83V158H82ZM86 157H87V158H86ZM92 157H93L94 159H91ZM153 157H155V156H152V158H153ZM158 157H159V156L157 155L156 158H154V159H157ZM176 157H175V159H176ZM2 158H1L0 161H2ZM72 158H73V157H72ZM144 158H145V157H144ZM146 158H147V156H146ZM60 159H61V160H60ZM62 159H63V160H62ZM65 159H66V160H65ZM147 159H148V158H147ZM149 159H151V157H149ZM178 159H179V158H178ZM255 159H256V160H255ZM261 159H263V163H262V161H260ZM4 160H5V159H3L2 163H4ZM15 160H12V162H14V163H11V164H15ZM40 160H41V161H40ZM64 160H65V162H64ZM143 160H144V159H143ZM200 160H201V161H200ZM207 160H208V161H207ZM35 161H36V162H35ZM37 161H39V163H37ZM96 161H97V160H96ZM146 161H147V160L145 159L144 162H146ZM209 161H210V162H209ZM254 161H255V162H254ZM5 162H6V161H5ZM19 162H18V163H19ZM29 162H32L30 168L32 167V168H35V169L38 170L36 173H35V171H36L35 169H30L29 167H27ZM40 162H41V163H40ZM42 162H43V163H42ZM56 162H57V163H56ZM84 162H85V161H84ZM87 162H90V161H87ZM23 163H25V162H23ZM36 163H37V164H36ZM66 163H67V164H66ZM201 163H202V164H201ZM205 163H206V164H205ZM255 163H256V164H255ZM258 163H259V164H258ZM32 164H33L35 167H33ZM207 164H208V166H207ZM212 164H214V165H212ZM36 165H37V166H36ZM47 165H48L49 167H48ZM57 165H58L59 167H57ZM68 165H69V164H68ZM82 165H83V164H82ZM82 165H81V166L79 165V166L82 168ZM211 165H212V166H211ZM261 165H260V167H261ZM61 166H63V167H61ZM65 166H66V167H65ZM209 166H210V167H209ZM218 166H220V165H218ZM252 166H251V167H252ZM263 166H262V168H263ZM37 167H38V168H37ZM41 167H42V168H41ZM80 167H79V169H81ZM202 167H204V168H203V169H204L203 171H202V169H201ZM205 169H207V170H205ZM263 169H264V168H263ZM32 170H33L34 172H32ZM40 170H41V171H40ZM61 170H62V171H61ZM45 171H46V173H44ZM50 171H51V173H50ZM41 173H42V174H41ZM197 174H198V175H197ZM60 175H61V176H60ZM263 175H264L263 172L260 173V174H257V175H256V174L251 175V177H253V179L251 178L250 181L253 180V182H255V183L249 182L248 185H250V184H253V185L256 184V185H257V183L260 184V183L262 182V180L264 179V178L262 179V177H261V176H263ZM34 176H33L32 178H34ZM38 176H39V177H38ZM46 176H47V177H46ZM199 176H200V178H201V175H199ZM14 177H15V178H14ZM171 177H172V176H171ZM173 177H174V176H173ZM175 177H176V175H175ZM196 177H195V178H196ZM221 177H223V179H224V176H221ZM258 177H261V179L258 178ZM263 177H264V176H263ZM22 178H23V179H22ZM256 178H257L258 180H257ZM14 179L17 180V181H14ZM24 179H25L26 181H24ZM30 179H31V178H30ZM38 179H39V180H38ZM56 179H57V180H56ZM46 180H47V182H46ZM254 180H255V181H254ZM19 181H20V182H19ZM258 181H259V182H258ZM17 182H18V183H17ZM28 182H30L29 184H31V186H30L31 188H30V187H25V186H27V185L29 186ZM60 182H61V183H60ZM56 183H57V184H56ZM59 183H60V185H59ZM43 184H44V185H43ZM49 184H50V185H49ZM53 184H54V185H53ZM13 185H14V184H13ZM20 185H19V186H20ZM48 185H49V186H48ZM52 185H53V186H52ZM58 185H59L60 187H56V186H58ZM253 185H252V186H253ZM19 186H18V187H19ZM250 186H251V185H250ZM252 186H251V187H252ZM16 187H17V186H16ZM21 187H22V186H21ZM247 187H248V186H247ZM23 188L21 189V190H23V191H21V194H22V193L24 192V190H25V189H23ZM29 188H30V189H29ZM35 188H36V187H35ZM54 188H55V189H54ZM244 188H245V187H244ZM17 189H18V188H17ZM62 189H63V188H62ZM62 189H61V190H62ZM167 189H168V188H165V191H163L162 188H161V190H162L164 193L167 191ZM245 189H246V188H245ZM245 189L243 190V194L245 193V191H246L248 188H247L246 190H245ZM18 190H19V189H18ZM28 190H25L26 194L29 193ZM27 191H28V192H27ZM53 192H54V193H53ZM45 193H46V194H45ZM52 193H53V194H52ZM23 194H24V193H23ZM167 194H168V193H166L165 196H167ZM54 196H55V198H54ZM57 196H58V195H53V197L50 196V199L53 198V199L56 200V199L58 198ZM247 196H248V195H247ZM251 197H252V196H251ZM256 197L259 198V199L261 200V198H260L259 196H255V197H253V198H256ZM47 198H48V196H47ZM63 198H65V196H63ZM63 198H62V199H63ZM43 199H44V198H43ZM58 199H59V198H58ZM134 199H135V198H134ZM48 200H49V199H48ZM136 200H137V199H135L134 201H136ZM256 200H257V199H255V201H254L255 203H252V205L257 203ZM51 201H52V200H51ZM53 201H54V200H53ZM53 201H52L51 203H53ZM127 201H128V200H127ZM132 201H133V199H131V205H130V200H129L127 206L130 205V207H133L135 204H137V203L133 204L134 202H132ZM257 201H259V200H257ZM56 202H58V201H56ZM60 202H61V201H59L58 203H55V204L57 205V208H59V206H61ZM251 202H253V199H251ZM260 202H261L260 204L264 205V204H263L264 201H260ZM59 204H60V205H59ZM260 204L258 203V205H254V207H253V209H254L253 211H254V212L256 211V212H255L256 214H257V211H258V212H259V211L261 212V213L259 212L258 216L256 215V216L254 217V218H255V221H256V223H255L256 228H259V231L262 230V229H261L262 226L264 227V225L262 224V223L264 222V221H263V220H264V206H262V205H260ZM56 205H54L53 207H56ZM58 205H59V206H58ZM128 207H129V206H128ZM255 209H256V210H255ZM179 210H182V206L179 207ZM55 211H56V210H55ZM254 212H253V213H254ZM260 215H261V216H260ZM260 217H261V218L263 217V218L261 219ZM257 218H258V219H257ZM259 219H260V221H259ZM261 221H263V222H261ZM257 222H258V223L261 222V224H260L258 227H257V225H258ZM261 225H262V226H261ZM203 229H204L205 232L207 233V230H206L205 228H201L200 230H202V232L200 233V235H202V236L206 235L205 232L203 233V231H204ZM200 230H199V231H200ZM256 231H257V230H256ZM261 232L264 233L263 230H262ZM258 233H259V232H258ZM258 233H257V235H258ZM208 235H210V234L208 233ZM211 236H212V235H211ZM211 236H209L210 238L208 237V239H214V237H213L214 235L212 236L213 238H212ZM249 236L251 237V235H249ZM252 236H253L254 239H255L256 237L259 238L258 236H255V237H254V235H252ZM220 237H221V236H220ZM247 237H248V235H247ZM250 237H249V239H250L251 241L247 238V241H248V242H247V245H248V243L251 242L250 245H252V246H255V245H256L255 248H258V247H259V248H262V249H263V252H264V246H263L264 243H263V244H260V246H261V245L263 246V247H260L259 245H257V244H258V241H257V240H259V239L256 238L257 243H256V241H255V244H254V242H253L254 239H252V237H251V238H250ZM218 238H219V237H218ZM218 238L215 237V239H214L215 241H214V240H213V241L210 240V241H208V242H209V243H210L211 241L214 242V243H212L211 245H212V246H215L216 243H217L216 240H217ZM218 240H219V243H220V241L222 240V238H221V240H220V239H218ZM261 240H263V239H261ZM197 241H198V240H197ZM197 241H196V242H197ZM194 242H195V241H194ZM252 242H253V243H252ZM197 243H198V242H197ZM209 243H207V244H209ZM222 243H223V241H222ZM260 243H261V242H260ZM195 244H196V243H193V245H195ZM186 245H187V244H186ZM188 245L190 246L191 243L188 244ZM188 245H187V246H188ZM196 245H197V247H198L199 243L196 244ZM217 245H219V244L217 243ZM182 246L185 248L184 245H182ZM201 246H202V245H201ZM201 246H200V248H201L202 250H204L203 248H204L205 246H204L203 248H202ZM219 246H220V245H219ZM193 247H194V246H193ZM193 247L190 248L191 250L187 249V250H188V251L186 250L187 252L184 251V257H185V255H186V257H187V255L189 256L191 253L194 252ZM195 247H196V246H195ZM195 247H194V248H195ZM197 247H196V248H197ZM207 247H208V249L210 250L211 246L208 245ZM187 248H189V247H187ZM196 248H195V250H196ZM205 248H206V247H205ZM214 248H216V246L213 247V249H214ZM248 248H249V246H248ZM250 248L255 250L254 247L252 248V247L250 246ZM250 248H249V249H250ZM262 249H261V250H262ZM170 250H171V247H170ZM170 250H169V253H170V255H171V252H173V250H175V248H173L171 251H170ZM183 250H184V249H183ZM192 250H193V252H191ZM257 250H260V249H257ZM189 251L191 252L190 254H189ZM206 251H207V250H206ZM210 251H211V250H210ZM185 252H186V254H185ZM174 253H175V252H174ZM174 253H173V254H174ZM187 253H188V254H187ZM199 254H200V253H199ZM193 255H194V256H193ZM196 255H197V253L192 254L190 258H188V257L185 258L184 260H186V261H184V262H182V263H185V264H199V262H200V264H201V260L203 261V259H199V260H198V258H196V257L201 258V257H203L202 254H200L199 256H196ZM200 256H201V257H200ZM184 257H183V258H184ZM194 257H195V258H194ZM191 259H192V260H191ZM195 259H196V260H195ZM1 260H2V259H0V261H1ZM3 260H4V259H3ZM5 260H6V259H5ZM197 260H198L199 262H198ZM69 261H70V260H69ZM203 262H204V261H203ZM182 263H181V264H182ZM220 263H221V262H220ZM220 263H219V264H220ZM202 264H204V263H202ZM221 264H222V263H221Z\"/></svg>",
  "mask_w": 264,
  "mask_h": 264
}]
</instances>
